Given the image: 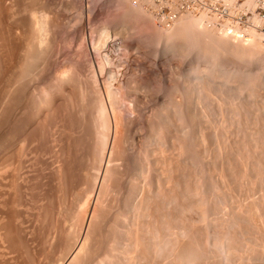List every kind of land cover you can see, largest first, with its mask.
Wrapping results in <instances>:
<instances>
[{"label": "rangeland", "instance_id": "1", "mask_svg": "<svg viewBox=\"0 0 264 264\" xmlns=\"http://www.w3.org/2000/svg\"><path fill=\"white\" fill-rule=\"evenodd\" d=\"M21 1L22 0H20L19 2H17V0H15V2L13 0H9V1L8 0L7 1L1 0L0 1V8L4 7L2 9V11L0 10V24H1L0 25V27H1V29H0V43H1L0 44V59H1L0 60V65H1L0 66V68H1V70H0V74H1V76H0V80H1V82H0V119H1L0 120V143L2 142L0 144V155H1L0 158H2V159H0V228H1L0 229V264H67L68 262L70 264L71 263L73 264L74 261H75L74 264H78V263L79 264H98L97 262H99V261H100L99 264H107V263H109V261L110 262L116 261L118 264H120V263L121 264H124V263L125 264H128V263L129 264H140V261H142L141 264H151V263L152 264H158L159 261H160L159 264H165V263L166 264H168V263L169 264H176V263L178 264V262H176V261L179 258H177L176 255L179 256V254H180L179 257H182L183 255H184L183 257H185L187 254L188 255L190 254L189 253V252H191L190 250H193L196 247L198 248L200 245L203 246V247L201 246L203 251H201L202 250V249H200L201 247H199L198 249L196 248L197 251L195 249V252L193 250V252L195 253V256H197L198 260H199V261L198 260L194 261L193 264L202 263V259L204 260L203 264H205V263L206 264L207 263L212 264L213 262H214L213 264H218V263L223 264L224 262H225V264H236V262H237V264H250L251 262H253L251 264H264V257L262 256V255H264V251H263L264 250V242H263L264 241V209H263L264 203L262 202V200L264 201V179H263L264 178V175H263V173H264V166H263L264 165V160H263L264 159V77H263L264 76V61H262V60H264V18H263V16H264V0H253V1L252 0H204V1H207V7H206L207 10L202 16H199V15L198 16H193V15L186 16L185 15L180 19V20H182V22L179 20L173 28L163 27L157 21V19L154 17V15H152L147 10V7L142 0H121V1L120 0L119 1L118 0H112V1L111 0H45V1L44 0H35V1L23 0L24 2L23 1L21 2ZM26 1L29 4H27ZM51 1H52V3H51ZM35 2L37 3V6H38V3L41 2L40 6L41 7L43 6V7L40 8V6H39V9H38V7L35 6L36 5ZM135 2H137V3H135ZM43 3H45V4H43ZM138 4H139V6H138ZM3 5H6V6H3ZM13 5H15V6H13ZM32 5L34 7H31ZM28 6H29V9L26 10V8H28ZM5 7H7V8L5 9ZM30 8H32V10H30ZM139 10H141V11L139 12ZM5 12L6 13L8 12V13L6 14ZM40 12H41V15H40ZM222 12H226V15L224 17H222ZM2 13H4V14H2ZM18 13L20 14V16ZM43 13H45V14H43ZM48 13H50V14H48ZM23 14L25 16L27 15V17H25ZM30 14H32V16ZM1 16H3V17H1ZM7 16H9V17H7ZM240 16L242 17V19H240ZM14 17L17 19H15ZM18 18H20V19L18 20ZM26 18L29 21H27ZM187 18L193 19L192 21L194 23L191 22L193 24H186V22L188 21ZM32 19H35V20L32 21ZM120 19H122V20L120 21ZM196 19H197V21H196ZM183 20L186 21L185 24H183L184 23ZM200 20H202V21H200ZM12 22H13V24H12ZM195 22H199V23H195ZM5 24H6V26H5ZM16 24L17 25L19 24V25L17 26ZM25 24H27L28 26L27 25L25 26ZM191 25H193L194 28ZM216 25H217V27H216ZM25 27H30V28H25ZM189 27H190V29H189L188 34H187L188 29H186V28H189ZM195 27H197L199 29H197V28L195 29ZM37 28L39 29V31L37 30ZM178 28H180V29H178ZM183 28L186 30H184ZM3 29H4V31H3ZM51 29H52V31H51ZM192 29L195 30L196 32L193 31ZM205 29H207V30H205ZM230 29H233L236 31H233V33L229 34ZM29 30H31V31H29ZM165 30L168 32H164ZM201 30H204V31H201ZM210 30H211V32H210ZM14 31H16V33ZM25 31H28V32H25ZM169 31H171V32H169ZM205 31H207V32H205ZM143 32H144V34H143ZM29 33H31V34H29ZM52 33L54 34L53 36L50 35ZM170 33H172L173 35L172 34L170 35ZM202 33H203V35H202ZM79 34H80V36H78ZM167 34H169V36ZM12 35H13V37H12ZM213 35H216V37ZM225 35L230 36V37H225ZM35 36H37V37H35ZM165 36L169 37V41H171V43H168V41H167L168 37H165ZM171 36H174V37L171 38ZM191 36H193V37L191 38ZM232 36H234V37H232ZM242 36H243V38H242ZM78 37H80V38H78ZM198 37H199L200 41L197 40ZM238 37H240V38H238ZM63 38H65V40ZM25 39H26V41H25ZM68 39H70L71 42L72 41H74V42L71 43ZM206 40H208V41H206ZM230 40H231V42H230ZM8 41H10V42H8ZM166 41H167V43H166ZM180 41H181V43H179ZM216 41H217V43H215ZM172 42L175 44H173ZM187 42H188V45H186ZM246 42H248V43L246 44ZM63 44H64V46L62 47L61 45H63ZM172 44H173V46H172ZM208 44H210V45H208ZM215 44H217L218 47ZM35 45H36V47H35L36 49L34 48ZM49 45H50V48H49ZM66 46H68V47H66ZM168 46H170V47H168ZM247 46H248V48H247ZM26 47H27V49H25ZM187 47L190 49H188ZM200 47H202V48H200ZM261 47H263V48H261ZM44 48H45V50H44ZM210 48H213V49H210ZM249 48H251V49H249ZM33 49H35V50L33 51ZM202 49H204V50H202ZM49 50L51 51V54H50ZM52 50H54V51H52ZM170 50H173L174 52H172ZM220 50L222 51L223 54L221 53ZM230 50H231V52H230ZM5 51H7V52H5ZM8 51H9V53H8ZM213 51H215L216 53ZM59 53H60V55L58 56ZM168 53L171 54L172 56L169 55ZM30 55H31V57H30ZM52 55L55 57L53 58ZM210 55L211 56L213 55L212 58ZM236 55H238V56H236ZM258 55H259V57H258ZM203 56L205 58H203ZM32 57L34 59H32ZM27 58H28L29 62L26 61ZM251 58L252 59L254 58V59L252 60ZM47 59H48V61H47ZM60 59H61V61H60ZM201 59H202V61H201ZM204 59H205V61H204ZM75 60H76V62H74ZM82 60H83V62H82ZM18 61H19V63H18ZM70 61H71V63H70ZM7 62L8 63L10 62V63L7 64ZM32 62H34V63H32ZM39 62H40V64H39ZM53 63H55V64L53 65ZM56 63H58V66L56 65ZM215 64H217V65H215ZM213 65H214V67L216 66L217 69H216V67L214 68ZM80 66H81V68H80ZM36 67H38V68H36ZM70 67H71V69H70ZM33 68H34V70H33ZM24 70H25V72H24ZM32 70H33V72H32ZM80 70H81V72H80ZM259 70H260V72H258ZM66 71H68V72H66ZM35 72H36V74H35ZM32 73H34V75ZM205 73H207V74H205ZM23 74H24V76H23ZM203 74L205 75V77L203 76ZM208 74H209V76H208ZM43 75H45V76H43ZM190 75H193V76H190ZM219 75H221V76H219ZM12 76H13V78L10 79ZM56 76L57 77L59 76V78H57ZM74 76H76V78ZM189 76L191 77V79ZM196 76H198V77H196ZM14 77H18V78H14ZM31 78H32V80H31ZM230 78L232 79V81ZM27 79H29V81ZM141 79L144 81L142 82ZM215 79H216V81H215ZM2 80H4V81H2ZM8 80H9V82H8ZM23 80L26 83H24ZM57 80L59 82H57ZM44 81H46V82H44ZM65 81H66V83H65ZM79 81H80V83H79ZM225 81H227V82H225ZM12 82H13V84H12ZM28 82L30 84L31 83L32 84L30 85ZM68 82H70V83H68ZM76 82L79 83L78 86H77ZM147 82H149V83H147ZM220 82H222V83H220ZM228 82H229V84H228ZM252 82H254V84ZM5 83H6V85L7 84L8 85L6 86ZM200 83H203V84H200ZM223 83H224V85H223ZM20 85H22V88ZM52 85H54V86H52ZM67 85H68V87H67ZM8 86H10V87H8ZM24 86H27V87H24ZM42 86H44L45 88ZM81 86H82V89H81ZM174 86H175V88H174ZM74 87H75V89H74ZM39 88H41L42 91ZM50 88H52V89H50ZM71 88H72V90H71ZM200 88H201V90H200ZM242 88H244V89H242ZM254 88L256 90H254ZM190 89H192V90L190 91ZM202 89H203V91H202ZM221 89H223L224 92ZM29 90H31V91H29ZM34 90L36 91L38 96L34 92ZM159 90H161V91H159ZM165 90H168V92ZM23 91H24V93H23ZM237 92L239 93L240 97L238 96ZM250 92H252L253 94ZM54 93H55V95H54ZM201 93H202V95H201ZM225 93H226V96H225ZM14 95H16V96H14ZM27 95L29 98L27 97ZM58 95H60L61 97H59ZM65 95H66V97H65ZM160 95H161V97H160ZM62 96L64 99L62 98ZM202 96L205 97V98L203 97L204 101H202L203 100ZM235 96L236 97L238 96L237 99L235 98ZM10 97H11V99H10ZM195 97L197 98L196 100H195ZM199 97H200V99H199ZM21 98L22 99L24 98L23 99L24 101ZM8 99L10 100V102ZM32 99L34 100V102ZM36 99H38V100H36ZM52 99H54V100L52 101ZM150 99H152V100H150ZM205 99H206V101H205ZM233 99H235V100H233ZM75 100L77 102L78 101L79 102L77 103ZM4 101H5V103H4ZM40 101H42L45 104L41 105L42 103ZM80 101H82V102H80ZM48 102H50V103H48ZM69 102H70V104H69ZM6 103H7V105H5ZM83 103H84V105H83ZM167 103L170 105H168ZM46 104H47V106H46ZM66 104L67 105L69 104L68 105L69 107ZM76 104H77V106H76ZM15 105H17V107ZM37 105H39V106H37ZM70 105H72V106H70ZM140 105H142V106H140ZM188 105H189V108H188ZM207 105H208V107H207ZM10 106L12 109L10 108ZM60 106H61V108H60ZM6 107L9 108L8 109L9 111L7 110ZM31 107H32V109H31ZM235 107H236V109H235ZM45 108H47V109H45ZM170 108L173 109L172 110L173 112L171 111ZM180 108H181V110H180ZM67 109L69 110V112ZM11 110H12V112H11ZM26 110L28 111L27 114L25 112ZM47 110H49V112ZM175 110H177V111L175 112ZM16 111L18 113L21 111L22 112L18 114ZM121 111H123V112H121ZM189 111H190V114H189ZM80 112L82 114L83 113L84 114L80 115L81 114ZM180 112H182V113H180ZM203 112H205V113H203ZM236 112H238V113L236 114ZM144 114L146 116H144ZM166 114H168L169 117H167ZM193 114L196 116H194ZM232 114H234V115H232ZM2 115H3V117L1 118ZM7 115L10 117L8 118ZM32 115H34V116H32ZM84 115H86V116H84ZM153 115L154 116L156 115L155 118L153 117ZM171 115H173V116H171ZM176 115H178V116H176ZM188 115L190 117H188ZM192 115H193V117H191ZM45 116H46V118H45ZM19 118H20V120L21 119L22 120L20 121ZM146 118H147V120H146ZM156 118H157V120H156ZM27 119H28V121H27ZM45 119H47V120H45ZM152 119H154V121ZM17 120H19V121H17ZM60 120H62V122ZM165 120H167V121L165 122ZM24 121H25V123H24ZM157 121H159V122H157ZM201 121H202V123H201ZM28 122H30V123H28ZM63 122H65V123H63ZM78 122L80 123L79 126H78ZM83 122H85V123H83ZM187 122L189 125L187 124ZM60 123H62V124H60ZM86 123H88V124H86ZM204 123H205V126H203ZM4 124H6V125H4ZM20 124H22V125H20ZM33 124H35V125H33ZM54 124L56 125L57 128H54L55 127ZM68 124H70L69 127H68ZM138 124L140 126H142V125L143 126L140 128V126ZM183 124H185V125H183ZM192 124H193V126H192ZM209 124H211V125H209ZM239 124H241V126ZM150 125H152V126H150ZM155 125H156V127H153ZM18 126H19V128H17ZM232 126H234V127H232ZM178 127H179V129H178ZM231 127L233 128V130L231 129ZM235 127L237 128V130ZM136 128H138V129H136ZM217 128H219V129H217ZM240 128H242V129H240ZM68 129H70V131ZM175 129H177V130H175ZM181 129H183V130L186 129V130L183 131ZM191 129H193V130H191ZM215 129L218 130V132L216 131V133H215ZM32 130H34V132ZM56 130H58L59 132L58 131L55 132ZM228 130L230 131V132H228L229 134L227 133ZM51 131L54 132V133L52 132L53 135L51 134ZM79 131L80 132L82 131V133L80 134ZM130 131H131V133H130ZM165 131H167V132H165ZM177 131L178 132L180 131V132L177 133ZM195 131H197V132L194 133ZM29 132L30 133L33 132L34 134L33 133L30 134ZM74 132H75V134H74ZM123 132H124V134H123ZM237 132H239L240 134ZM253 132H254V134H253ZM4 133L6 134V137H5ZM107 133H108V135H107ZM165 133H166V135H165ZM241 133H242V135H241ZM255 133H257V134H255ZM103 134H105V135H103ZM183 134H184V136H183ZM217 134H219V135H217ZM31 135H33V136H31ZM76 135H78V137ZM189 135H190V138H189ZM85 136H87V137H85ZM137 136L140 139H138ZM180 136H181L182 140H181ZM195 136H196V138H195ZM9 137L11 138L12 141L9 140L10 139ZM19 137H20V139H19ZM203 137H204V140H203ZM192 138L194 140H192ZM31 139H32V141H31ZM80 139H83L84 142H83V140L80 141ZM198 139H199V141H198ZM59 140H61V141H59ZM106 140H107V142L110 140L108 142L109 144L106 142ZM157 140L158 141L161 140V141H159L160 144ZM63 141H65V142H63ZM71 141H73V142L71 143ZM151 141H152V143H151ZM203 141H204V143H203ZM4 142H5V144H4ZM61 142L63 145L61 144ZM67 142H68V145H67ZM149 142L151 143V145ZM163 142H164V144H163ZM219 142L222 145L224 144L223 148L221 147L222 145ZM77 143L79 144V146L76 145ZM205 143H208L209 145L205 144ZM18 144H19V146H18ZM101 144H102V146H101ZM105 144H107V147H105ZM168 144H169V146H168ZM80 145L84 146V147H81ZM149 145L151 147H149ZM158 145H159V147H158ZM187 145H189V147ZM68 146H70V147H68ZM173 146H174V148H173ZM229 146H230V148H229ZM18 147H20L19 148L20 150L18 149ZM51 147H53L54 150ZM191 147L194 149H192ZM7 148H9V149H7ZM61 148H62V152H60ZM101 148H103V150H101ZM231 148H232V151H231ZM257 148H259L260 150ZM24 149H25V151H24ZM80 149H81V151H80ZM135 149L137 151H135ZM151 149H152V151H151ZM219 149H220V152H219ZM27 150L29 152H26ZM141 150H142V152H141ZM155 150H156V152H155ZM168 150H169L168 153H164V151L167 152ZM170 150H171V152H170ZM157 151H158V153H157ZM257 151H262V153L259 152V154H258ZM71 153L73 156L71 155ZM139 153H141V154H139ZM148 153L150 154V156ZM159 153L162 154L164 157L162 155H160ZM173 153H175V154L173 155ZM176 153L178 155L180 153V155L182 154L183 156L182 155L178 156V155H176ZM191 153L194 155H192ZM260 153L263 155H261ZM63 154H65L66 156ZM197 154H198V157L196 156ZM202 154H203L204 158L205 157H207V158L204 159L203 157H201ZM256 154H257V156H256ZM209 155H210V157H209ZM8 156H9V158H8ZM20 156H22V157H20ZM54 156H56V157H54ZM173 156H175V157H173ZM218 156H220V157L218 158ZM89 157H90V159H89ZM131 157H133V158H131ZM211 157H212V159H211ZM4 158L6 159V161L7 160L8 161L6 162ZM24 158H25V160H24ZM28 158H29V160H28ZM172 158H174V159H172ZM191 158H192L193 162L191 161ZM255 158H257V159H255ZM52 159H54V160L51 161ZM70 159H72V160H70ZM144 159H145V161H144ZM199 159H201L202 161ZM214 159H216V160H214ZM217 159H218V161H217ZM2 160H4V161H2ZM65 160L66 161L68 160L67 163H69V165L65 162ZM69 160L71 162L72 161L73 162L71 163ZM222 161H224V162H222ZM3 162H4V164H3ZM98 162H100V163H98ZM101 162H103V163H101ZM135 162H136V164H135ZM195 162H196V164H195ZM199 162L202 164H200ZM259 162H260V164H259ZM24 163L26 166L24 165ZM28 163H32V164H28ZM96 163H97V165L98 164L103 165L101 168V170L103 169L102 171L99 168L98 169L96 168L97 167V166H95ZM219 163H220V166H219ZM261 163H262V165H261ZM18 164H20V165H18ZM60 164L63 166H61ZM80 164H82V165H80ZM142 164H146V165L144 166ZM168 164H170V166ZM174 164H176V165H174ZM198 164H200V165H198ZM3 165H4V167H3ZM7 165H9L10 167H8ZM65 165H67V166H65ZM154 165H156V166H154ZM160 165L162 167L164 165L165 166L162 169V167ZM224 165H225V167H224ZM249 165H250V168H249ZM57 166H58V168H57ZM94 166H95V168L93 169ZM166 166H168V167H166ZM176 166H177V168H176ZM200 166H201V168H198ZM202 166H203V169H202ZM61 167H63V169H61ZM67 167H69V169ZM98 167H101V166H98ZM133 167H136V168H133ZM204 167L206 168V170L204 169ZM255 167H257V169H255ZM51 168H52V170H51ZM83 168H84L85 172H83ZM87 168H88V170H87ZM159 168L163 172H161ZM168 168L171 169L170 170L171 172L169 171ZM208 168L210 171L208 170ZM66 169L69 171H67ZM72 169H73V171H72ZM131 169H132V171H131ZM138 169L139 170L141 169V170L138 172ZM176 169L179 171H176ZM60 170H61V172H60ZM95 170L96 171L99 170L101 172V173L99 172L100 174L97 172L99 174V176H98V174H97V176L96 175L94 176V178L96 177L95 180L97 179V177H99L98 180H96L97 185H95L96 183L94 182L93 176H92V173L96 174L94 172ZM107 170H109V171L107 172ZM149 170H151L152 172ZM4 171L7 173H5ZM80 171H81V173H80ZM136 171H137V173H136ZM56 172H57V174H56ZM69 172H71V173L69 174ZM132 172L134 173V175ZM146 172H147V174H146ZM157 172H158V174H156ZM176 172H178V173L176 174ZM259 172L260 173L262 172V173L260 174ZM67 173L69 175H71L72 177L71 178L68 177L69 175ZM149 173H150V175H149ZM206 173H207V175H206ZM65 174H67V176ZM153 174H155V175H153ZM55 175L57 178L55 177ZM143 175L147 176V177H145L146 179L144 178ZM166 175H167V177H166ZM87 176H88V179H86ZM200 176L201 177L204 176V177L201 178ZM156 177H158V178H156ZM160 177H161V180H160ZM175 177H177V178H175ZM192 177L194 178V181H192L193 180ZM196 177H198V178H196ZM71 179L72 180L74 179V181H71ZM147 179H148V181H147ZM262 179H263V181H262ZM132 180L134 182H132ZM149 180H150V182H149ZM162 180H163V182H162ZM260 180H261V182H260ZM120 181H122V182H120ZM165 181H166V183H165ZM81 182H83V183H81ZM171 182L173 183V185ZM214 182H215V184H213ZM133 183H134V185H133ZM195 183H198V184H195ZM202 183H203V185H201ZM73 184H74V188H73ZM76 184H78V185H76ZM139 184L142 187L138 186ZM206 184H207V187L205 186ZM188 185H190V186H188ZM196 185L198 187H196ZM96 186H98V187L96 188ZM216 186H217V189H216ZM93 187L95 188L96 191L93 190ZM154 187H155V189H154ZM78 188H79V190H78ZM81 188H83V189H81ZM133 188H136V190ZM71 189H73V190H71ZM189 189H190V191H189ZM215 189H216V191L217 190L218 191L216 192ZM68 190H70V191H68ZM86 190L89 192H87ZM155 190H157V191H155ZM160 190H162V191H160ZM92 191H93V193H92L93 195L90 194ZM133 191H135V192L133 193ZM146 191L147 192L149 191L148 193L150 194V196ZM152 191H153V194L151 193ZM203 191L206 193H202ZM94 192H96V193H94ZM199 192H200V195H199ZM220 192H221V194H220ZM124 193H125V195H124ZM138 194H140L139 197H137ZM141 194H143L144 198ZM182 194H184V195H182ZM191 194L196 195V196L193 195V197H192L193 199H194V197H196L194 200L191 199V197H190V196H192ZM222 194H224V195H222ZM132 195H134V200L132 198L133 197ZM154 195L157 197L155 198ZM81 196H83V197H81ZM140 196H142V197H140ZM164 196H165V198H164ZM167 196H169V197H167ZM205 196L206 197L208 196V197L206 198ZM222 196L224 198H222ZM68 197H70V198H68ZM172 197H174V198L172 199ZM200 197L201 198L203 197V198L201 199ZM151 198H153V199H151ZM142 199H144V200H142ZM150 199H151V201H150ZM166 199H168V200H166ZM196 199L199 200L200 202L197 201ZM131 200H133V201H131ZM161 200H162V202H161ZM171 200H173V201H171ZM175 200H177V201H175ZM187 200H189V202L191 204L194 203L193 205L195 207L199 204L198 208L197 207L195 208L194 206H192ZM211 200L214 203L211 202L212 203L211 204L209 202ZM228 200H229V202H227ZM144 201L145 202L147 201L146 203L148 204V206H146L147 204H145ZM123 202H125V203H123ZM140 202H141L142 206H141ZM150 202H152V203H150ZM173 202H175L174 203L175 205L173 204ZM201 202H203L202 206H201V204H202ZM205 202H207V203H205ZM224 202H225V204H224ZM130 203H131V205H130ZM162 203H164V204H162ZM217 204H218V206L216 207L215 205H217ZM68 205H69V207H68ZM79 205H80V208H79ZM110 205H111V207H110ZM132 205H133V207H132ZM139 205H140V207H138ZM154 205L157 207H155ZM208 205H209V207H208ZM228 205H230L231 208ZM82 206H84V207H82ZM161 206H163V207H161ZM168 206H170V207L168 208ZM180 206H182V207L180 208ZM186 206H187V208H185ZM203 206H204V208H203ZM205 206L208 207L207 210H205L206 209ZM226 206H228V207H226ZM242 206L244 207V209ZM246 206H248V207H246ZM220 207L222 208V210H220L221 209ZM253 207H254V209H253ZM58 208L60 210L62 209L61 210L62 212ZM137 208H138V210H137ZM178 208H179V210H178ZM209 208L211 210H209ZM251 208H252V210H251ZM260 208H261V210H260ZM56 209H58V210H56ZM126 209H128V212ZM174 209H176V210H174ZM199 209H201V211H199ZM115 210H120V211H115ZM167 210H170V212ZM185 210L188 212H186ZM203 210H205V213L208 214V215L206 214L208 218L206 217ZM235 210H237V211H235ZM68 211H69V213H68ZM129 211H130V213H129ZM139 211L141 212V214ZM242 211L243 212L245 211V212L243 213ZM94 212H95V214H94ZM119 212H121V213H119ZM144 212H145V214H144ZM256 212H257V214H256ZM260 212H262V214ZM170 213H172V215ZM200 213L202 215H199ZM236 213H238V214H236ZM246 213H247V215H246ZM248 213H250V214L248 215ZM244 214L247 217L244 216ZM64 215H66V217ZM161 215H163V216H161ZM182 215H184V216H182ZM191 215L193 216V219H192ZM210 215H211V218H210ZM242 215H243V217H242ZM259 215H260V217H259ZM53 216H54V218H53ZM139 216L142 220L139 218ZM230 216L232 218H230ZM236 216H238V217H236ZM220 217H221V219H220ZM235 217H236L237 221H236ZM116 218H117V220H116ZM147 218H148V220H147ZM181 218H182V220L180 221ZM197 218H199V219H197ZM249 218H251V220ZM69 219H70V221H68ZM164 219H165V221H164ZM210 219H212V220H210ZM232 219L234 220V222H232L233 221ZM168 220H169V222H167ZM187 220H189L190 222ZM201 220H202V222H204L203 224L201 223ZM257 220H258V222H257ZM59 221L61 222V224ZM131 221L135 222V224L132 223ZM141 221H143L144 223ZM178 221H179V223H178ZM226 221H228V222H226ZM246 221L250 225L247 224ZM62 222L64 223V225ZM146 222H147V224H146ZM165 222H166V224H165ZM181 222H183V223H181ZM209 222H211V223H209ZM213 222H215V223H213ZM237 222L241 223L242 227H240L241 224L239 225ZM76 223L78 224V226ZM139 223H141V224H139ZM167 223H169V224H167ZM198 223H199V225H198ZM227 223H230L231 228L236 227L237 229L234 228L231 231V228L229 227V224H227ZM10 224H11V226H10ZM160 224L163 226H160ZM178 224H179V227L184 224V227L182 226L179 228L178 226H176ZM187 224H190V225H187ZM4 225H6V226H4ZM118 225H120L121 227ZM132 225H134V226H132ZM137 225H138V227H137ZM140 225H142V227ZM156 225H158L160 229ZM166 225L170 228H168ZM185 225L187 226V228L185 227ZM63 226H65V227L63 228ZM151 226H152V228H151ZM173 226H175V227H173ZM190 226H192V228ZM197 226L198 227L200 226V228H198ZM248 226H250V228ZM70 227H71V229H70ZM155 227H156V230H155ZM203 227H205V228H203ZM162 228H164V230ZM193 228H195V229H193ZM148 229H150V231ZM157 229L161 232V233L159 232L160 234H158V232H156V231H158ZM176 230H177V232H176ZM190 230L192 231L191 233H190ZM220 230H222V231H220ZM244 230H245V232H244ZM247 230L248 231L250 230V231L248 232ZM144 231H145V233H144ZM146 231H147V233H146ZM153 231L155 232V236H154ZM201 231H202V233H201ZM233 231H235L236 234H234ZM241 231L243 234H241ZM137 232H138V234H137ZM183 232H185V233L183 235H180V233H183ZM82 233H83V235H82ZM115 233H117V234H115ZM177 233H178L179 237L176 236ZM188 233L190 235H188ZM193 233H196V234H193ZM203 233L204 234L207 233V234L204 235ZM217 233H218V235H217ZM253 233H254V235L256 234L258 237L256 235L254 237ZM141 234H142V236H141ZM185 234H186V236H185ZM201 234L204 236H202ZM228 234H230L232 237L229 236ZM245 234H248V235L246 236ZM5 235H7V237ZM52 235L54 238L52 237ZM115 235H117V236H115ZM152 235H153V237H152ZM156 235H160L159 238L156 237ZM170 235L172 237L170 240H172L173 242H171L169 240ZM196 235H198V236H196ZM70 236H72V237H70ZM192 236H193V238H191ZM218 236H220L219 237L220 240L222 239L221 241L220 240L216 241L213 239V237L215 239H218ZM234 236H236L237 239H235ZM237 236H239V237H237ZM198 237H199V239H197ZM249 237L252 240H249ZM69 238H70V240H69ZM124 238H125V240H124ZM153 238H155V239H153ZM253 238H255L256 240ZM84 239H85V241H84ZM156 239H157V241H156ZM166 239H168L170 241V243L167 246H169L171 244L170 246L172 248L169 247L170 250L168 248H166V251H163L165 253L162 252L160 255L157 254L156 252H154L156 250V244L158 242L162 243ZM178 239H179V241H178ZM190 239H191V241H189ZM204 239H205L206 243H208V244L205 243ZM208 239H209V241H212L213 243L209 242ZM224 239L227 242L228 241L230 242V240H232L231 241L232 243L228 242L230 244V245H228V243H225L226 241ZM240 239L243 242H240L241 241ZM195 240L197 242V243L195 242L197 246H195V243H194ZM244 240H246V243L244 242ZM261 240H262V242H261ZM110 241H112V242H110ZM113 241L116 245L113 243ZM151 241H152V243H151ZM85 242L88 243V245ZM165 242H168V241H165ZM179 242H180V245H177V243H179ZM217 242L218 243L220 242L221 245L224 242L222 246L224 247L225 244L228 246V248H225V247L224 248L226 250H228V249L231 250V256L229 255V253H230L229 250H228V254H227V251L225 249H224L225 252H223V250L221 249L223 247H221L220 244H219V246L221 248L218 245L215 246L216 244H218ZM132 243H135L136 245L132 244ZM172 243H174V244L172 245ZM188 243H192L193 246H190L191 244H188ZM198 243H199V245H198ZM82 244H84V245L82 246ZM147 244L149 246H147ZM181 244H183V245H181ZM245 244H247L248 246L247 245L244 246ZM75 245H77V246H75ZM128 245H130L131 247ZM209 245H210V251L208 249ZM251 245H254V246L251 247ZM259 245L262 246L263 248L260 247ZM81 246H82V248H81ZM175 246H177V247L175 248ZM181 246H185V247H181ZM233 246L235 247V250H233L234 249ZM242 246H243V248H242ZM247 247L251 248V249L248 248L249 252L250 253L252 252L251 254L248 252ZM123 248H125V249H123ZM127 248L130 250H127ZM173 248L175 251L173 250ZM182 248H184L185 250L182 251ZM204 248H205V250H204ZM212 248H213V250H211ZM217 248L219 250L221 249L220 250L221 252L219 254H218L219 250L216 251ZM236 248H237V250H236ZM243 249H245V250H243ZM252 249H254V250H252ZM255 249H257V250H255ZM125 250H127V251H125ZM78 251H80V254ZM82 251H86V252H82ZM200 251L202 252V254ZM206 251H208V252H206ZM214 251H216L215 254H214ZM234 251H236L237 253ZM128 252H129V254H128ZM183 252H185V254H183ZM119 253H120V255H119ZM166 253H170V254L168 255ZM173 253H176V254H173ZM221 253L222 254L225 253L226 255H228V257H224L225 256L224 254H223L224 256L222 257ZM246 253L247 254L249 253V254L247 255ZM68 254H70V255H68ZM131 254H133V255H131ZM171 254H172V256H171ZM206 254H209L210 257ZM210 254L213 256H211ZM236 254L238 257L237 256L233 257ZM74 255H75L74 259L71 260ZM162 255H164V257ZM200 255H202V256L200 257ZM121 256H122V258H121ZM146 256H147V258H146ZM204 256H205V258H204ZM214 256L217 257L218 263L216 262V258H214ZM140 257H141V259H140ZM171 257H173L172 258L173 260H171ZM197 257H196V259H197ZM127 258H129V259H127ZM131 258H134L136 262L139 261L138 260V258H139L140 261L138 263H136L134 261V259L131 260ZM165 258H167V259H165ZM236 258H238V259H236ZM246 258L247 259L249 258V259L246 260ZM116 259H118V261ZM155 259H157V260H155ZM158 259H159V261H158ZM169 259H170V261H169ZM233 259H235V261ZM66 260H68V262L63 263V261H66ZM103 260L105 262H103ZM125 260H128V261L125 262ZM131 261H132V263H131ZM163 261L165 263H163ZM240 261L243 263H240ZM133 262H135V263H133ZM198 262H200V263H198Z\"/></svg>", "mask_w": 264, "mask_h": 264}, {"label": "bare ground", "instance_id": "2", "mask_svg": "<svg viewBox=\"0 0 264 264\" xmlns=\"http://www.w3.org/2000/svg\"><path fill=\"white\" fill-rule=\"evenodd\" d=\"M0 1H1V0H0ZM6 1H7V0H6ZM8 1H9V0H8ZM13 1L15 2V0H13ZM19 1H20V0H19ZM19 1L17 0V2H19ZM22 1H23V0H22ZM22 1H21V2H22ZM28 1H29V0H28ZM33 1H35V0H33ZM44 1H45V0H44ZM111 1H112V0H111ZM118 1H119V0H118ZM120 1H121V0H120ZM252 1H253V0H252ZM10 2H11V1H10ZM23 2H24V1H23ZM26 2H27V1H26ZM46 2H47V1H46ZM246 2H247V1H246ZM7 3H8V2H7ZM11 3H12V2H11ZM35 3H36V2H35ZM40 3H41V2H40ZM40 3H38V6H37V3H36V5H35V6L38 7V9H39ZM51 3H52V1H51ZM108 3H109V2H108ZM127 3H128V2H127ZM127 3H126V4H127ZM135 3H137V2H135ZM233 3H234V2H233ZM15 4H16V3H15ZM17 4H18V3H17ZM27 4H29V3L27 2ZM32 4H33V3H32ZM43 4H45V3H43ZM115 4H116V3H115ZM118 4H119V3H118ZM121 4H122V3H121ZM6 5H7V4H6ZM6 5H3V6H6ZM22 5H23V4H22ZM22 5H21V6H22ZM25 5H26V4H25ZM41 5H42V4H41ZM13 6H15V5H13ZM17 6H18V5H17ZM17 6H16V7H17ZM29 6H30V5H29ZM29 6H28V8H26V10L29 9ZM110 6H111V5H110ZM138 6H139V4H138ZM7 7H8V6H7ZM7 7H5V9H6ZM11 7H12V6H11ZM31 7H34V6L32 5ZM42 7H43V6H42ZM42 7L40 6V8H42ZM51 7H52V6H51ZM67 7H68V6H67ZM142 7H143V6H142ZM251 7H252V6H251ZM257 7H258V6H257ZM3 8H4V7L0 8V10L2 11ZM18 8H19V7H18ZM35 8H36V7H35ZM35 8H34V9H35ZM47 8H48V7H47ZM126 8H127V7H126ZM133 8H134V7H133ZM140 8H141V7H140ZM143 8H144V7H143ZM254 8H255V7H254ZM5 9H4V10H5ZM21 9H22V8H21ZM50 9H51V8H50ZM23 10H24V9H23ZM30 10H32V8H30ZM30 10H29V11H30ZM42 10H43V9H42ZM122 10H123V9H122ZM8 11H9V10H8ZM10 11H11V10H10ZM46 11H47V10H46ZM134 11H135V10H134ZM140 11H141V10H139V12H140ZM11 12H12V11H11ZM18 12H19V11H18ZM27 12H28V11H27ZM27 12H26V13H27ZM32 12H33V11H32ZM49 12H50V11H49ZM55 12H56V11H55ZM139 12H138V13H139ZM5 13H6V12H5ZM7 13H8V12H7ZM7 13H6V14H7ZM15 13H16V12H15ZM22 13H23V12H22ZM33 13H34V12H33ZM38 13H39V12H38ZM124 13H125V12H124ZM135 13H136V12H135ZM2 14H4V13H2ZM2 14H1V15H2ZM18 14H19V13H18ZM43 14H45V13H43ZM48 14H50V13H48ZM48 14H47V15H48ZM125 14H126V13H125ZM12 15H13V14H12ZM23 15H24V14H23ZM30 15L32 16V14H30ZM38 15H39V14H38ZM40 15H41V12H40ZM122 15H123V14H122ZM133 15H134V14H133ZM19 16H20V14H19ZM24 16H25V15H24ZM28 16H29V15H28ZM138 16H139V15H138ZM186 16H188V15H186ZM205 16H206V15H205ZM1 17H3V16H1ZM7 17H9V16H7ZM16 17H17V16H16ZM25 17H27V15H26ZM34 17H35V16H34ZM50 17H51V16H50ZM123 17H124V16H123ZM127 17H128V16H127ZM139 17H140V16H139ZM14 18H15V17H14ZM32 18H33V17H32ZM45 18H46V17H45ZM77 18H78V17H77ZM134 18H135V17H134ZM2 19H3V18H2ZM2 19H1V20H2ZM11 19H12V18H11ZM15 19H17V18H15ZM19 19H20V18H18V20H19ZM21 19H22V18H21ZM30 19H31V18H30ZM41 19H42V18H41ZM43 19H44V18H43ZM78 19H79V18H78ZM183 19H184V18H183ZM187 19H188L187 22L183 20V21H184L183 24H185V22H186V24H193V23H194V22L192 21L193 19H190V18H187ZM215 19H216V18H215ZM252 19H253V18H252ZM254 19H255V18H254ZM256 19H257V18H256ZM6 20H7V19H6ZM13 20H14V19H13ZM26 20H27V18H26ZM33 20H35V19H32V21H33ZM44 20H45V19H44ZM44 20H43V21H44ZM67 20H68V19H67ZM121 20H122V19H120V21H121ZM127 20H128V19H127ZM127 20H126V21H127ZM216 20H217V19H216ZM2 21H3V20H2ZM24 21H25V20H24ZM27 21H29V20H27ZM46 21H47V20H46ZM48 21H49V20H48ZM51 21H52V20H51ZM72 21H73V20H72ZM180 21L182 22V20H180ZM196 21H197V19H196ZM200 21H202V20H200ZM3 22H4V21H3ZM3 22H2V23H3ZM13 22H14V21H13ZM13 22H12V24H13ZM21 22H22V21H21ZM55 22H56V21H55ZM67 22H68V21H67ZM76 22H77V21H76ZM123 22H124V21H123ZM191 22H193V23H191ZM210 22H211V21H210ZM216 22H217V21H216ZM255 22H256V21H255ZM9 23H10V22H9ZM14 23H15V22H14ZM27 23H28V22H27ZM36 23H37V22H36ZM58 23H59V22H58ZM65 23H66V22H65ZM73 23H74V22H73ZM195 23H199V22H195ZM21 24H22V23H21ZM49 24H50V23H49ZM176 24H177V23H176ZM0 25H1V24H0ZM16 25H17V24H16ZM18 25H19V24H18ZM18 25H17V26H18ZM23 25H24V24H23ZM26 25H27V24H25V26H26ZM31 25H32V24H31ZM31 25H30V26H31ZM36 25H37V24H36ZM51 25H52V24H51ZM196 25H197V24H196ZM196 25H195V26H196ZM227 25H228V24H227ZM5 26H6V24H5ZM27 26H28V25H27ZM49 26H50V25H49ZM55 26H56V25H55ZM60 26H61V25H60ZM62 26H63V25H62ZM71 26H72V25H71ZM191 26H193V25H191ZM197 26H198V25H197ZM2 27H3V26H2ZM43 27H44V26H43ZM43 27H42V28H43ZM198 27H199V26H198ZM213 27H214V26H213ZM216 27H217V25H216ZM226 27H227V26H226ZM4 28H5V27H4ZM23 28H24V27H23ZM25 28H30V27H25ZM66 28H67V27H66ZM193 28H194V26H193ZM196 28H197V27H195V29H196ZM220 28H221V27H220ZM228 28H229V27H228ZM230 28H231V27H230ZM0 29H1V27H0ZM6 29H7V28H6ZM8 29H9V28H8ZM44 29H45V28H44ZM52 29H53V28H52ZM52 29H51V31H52ZM63 29H64V28H63ZM69 29H70V28H69ZM69 29H68V30H69ZM163 29H164V28H163ZM163 29H162V30H163ZM178 29H180V28H178ZM183 29H184V28H183ZM186 29H188V30H187V34H188V31H189L190 27H189V28H186ZM186 29H184V30H186ZM197 29H199V28H197ZM238 29H239V28H238ZM37 30L39 31L38 28H37ZM37 30H36V31H37ZM42 30H43V29H42ZM58 30H59V29H58ZM58 30H57V31H58ZM137 30H138V29H137ZM192 30H193V29H192ZM192 30H191V31H192ZM205 30H207V29H205ZM212 30H213V29H212ZM218 30H219V29H218ZM218 30H217V31H218ZM1 31H2V30H1ZM3 31H4V29H3ZM17 31H18V30H17ZM29 31H31V30H29ZM43 31H44V30H43ZM49 31H50V30H49ZM57 31H56V32H57ZM191 31H190V32H191ZM193 31H195V30H193ZM201 31H204V30H201ZM201 31H200V32H201ZM208 31H209V30H208ZM222 31H223V30H222ZM234 31H236V30H234ZM237 31H238V30H237ZM241 31H242V30H241ZM14 32L16 33V31H14ZM14 32H13V33H14ZM25 32H28V31H25ZM56 32H55V33H56ZM164 32H168V31L165 30ZM169 32H171V31H169ZM195 32H196V31H195ZM197 32H198V31H197ZM205 32H207V31H205ZM210 32H211V30H210ZM3 33H4V32H3ZM5 33H6V32H5ZM7 33H8V32H7ZM21 33H22V32H21ZM46 33H47V32H46ZM66 33H67V32H66ZM147 33H148V32H147ZM162 33H163V32H162ZM203 33H204V32H203ZM203 33H202V35H203ZM208 33H209V32H208ZM216 33H217V32H216ZM227 33H228V32H227ZM236 33H237V32H236ZM8 34H9V33H8ZM29 34H31V33H29ZM44 34H45V33H44ZM47 34H48V33H47ZM56 34H57V33H56ZM143 34H144V32H143ZM164 34H165V33H164ZM171 34H172V33H170V35H171ZM175 34H176V33H175ZM225 34H226V33H225ZM245 34H246V33H245ZM50 35L53 36L54 34L52 33V34H50ZM58 35H59V34H58ZM64 35H65V34H64ZM67 35H68V34H67ZM165 35H166V34H165ZM167 35L169 36V34H167ZM172 35H173V34H172ZM189 35H190V34H189ZM189 35H188V36H189ZM209 35H210V34H209ZM209 35H208V36H209ZM6 36H7V35H6ZM8 36H9V35H8ZM16 36H17V35H16ZM38 36H39V35H38ZM40 36H41V35H40ZM44 36H45V35H44ZM62 36H63V35H62ZM69 36H70V35H69ZM78 36H80V34H79ZM168 36H165V37H168ZM174 36H175V35H174ZM174 36H171V38H173ZM213 36L216 37V35H213ZM236 36H237V35H236ZM4 37H5V36H4ZM12 37H13V35H12ZM35 37H37V36H35ZM48 37H49V36H48ZM59 37H60V36H59ZM180 37H181V36H180ZM192 37H193V36H191V38H192ZM204 37H205V36H204ZM209 37H210V36H209ZM223 37H224V36H223ZM223 37H222V38H223ZM225 37H230V36L225 35ZM232 37H234V36H232ZM1 38H2V37H1ZM21 38H22V37H21ZM38 38H39V37H38ZM65 38H66V37H65ZM65 38H63V39L65 40ZM78 38H80V37H78ZM210 38H211V37H210ZM212 38H213V37H212ZM217 38H218V37H217ZM238 38H240V37H238ZM242 38H243V36H242ZM7 39H8V38H7ZM22 39H23V38H22ZM29 39H30V38H29ZM81 39H82V38H81ZM176 39H177V38H176ZM189 39H190V38H189ZM205 39H206V38H205ZM215 39H216V38H215ZM227 39H228V38H227ZM233 39H234V38H233ZM261 39H262V38H261ZM23 40H24V39H23ZM52 40H53V39H52ZM55 40H56V39H55ZM68 40L70 41V39H68ZM145 40H146V39H145ZM165 40H166V39H165ZM165 40H164V41H165ZM171 40H172V39H171ZM174 40H175V39H174ZM195 40H196V39H195ZM197 40L200 41L199 37H198ZM211 40H212V39H211ZM14 41H15V40H14ZM25 41H26V39H25ZM25 41H24V42H25ZM38 41H39V40H38ZM38 41H37V42H38ZM40 41H41V40H40ZM45 41H46V40H45ZM48 41H49V40H48ZM57 41H58V40H57ZM60 41H61V40H60ZM167 41H168V43H171V41H169V37H168ZM167 41H166V43H167ZM182 41H183V40H182ZM186 41H187V40H186ZM186 41H185V42H186ZM206 41H208V40H206ZM206 41H205V42H206ZM238 41H239V40H238ZM251 41H252V40H251ZM253 41H254V40H253ZM3 42H4V41H3ZM8 42H10V41H8ZM8 42H7V43H8ZM34 42H35V41H34ZM51 42H52V41H51ZM70 42H71V41H70ZM72 42H74V41H72ZM72 42H71V43H72ZM77 42H78V41H77ZM146 42H147V41H146ZM177 42H178V41H177ZM191 42H192V41H191ZM209 42H210V41H209ZM230 42H231V40H230ZM236 42H237V41H236ZM248 42H249V41H248ZM248 42H246V44H247ZM17 43H18V42H17ZM21 43H22V42H21ZM25 43H26V42H25ZM32 43H33V42H32ZM35 43H36V42H35ZM47 43H48V42H47ZM62 43H63V42H62ZM62 43H61V44H62ZM85 43H86V42H85ZM143 43H144V42H143ZM172 43H173V42H172ZM179 43H181V41H180ZM198 43H199V42H198ZM198 43H197V44H198ZM203 43H204V42H203ZM211 43H212V42H211ZM213 43H214V42H213ZM215 43H217V41H216ZM220 43H221V42H220ZM241 43H242V42H241ZM0 44H1V43H0ZM5 44H6V43H5ZM9 44H10V43H9ZM19 44H20V43H19ZM27 44H28V43H27ZM37 44H38V43H37ZM43 44H44V43H43ZM52 44H53V43H52ZM65 44H66V43H65ZM173 44H175V43H173ZM173 44H172V46H173ZM192 44H193V43H192ZM201 44H202V43H201ZM221 44H222V43H221ZM260 44H261V43H260ZM3 45H4V44H3ZM15 45H16V44H15ZM17 45H18V44H17ZM21 45H22V44H21ZM33 45H34V44H33ZM44 45H45V44H44ZM58 45H59V44H58ZM186 45H188V42H187ZM206 45H207V44H206ZM208 45H210V44H208ZM211 45H212V44H211ZM213 45H214V44H213ZM215 45H217V44H215ZM222 45H223V44H222ZM222 45H221V46H222ZM249 45H250V44H249ZM253 45H254V44H253ZM9 46H10V45H9ZM9 46H8V47H9ZM12 46H13V45H12ZM39 46H40V45H39ZM61 46L63 47L64 44L61 45ZM68 46H69V45H68ZM68 46H66V47H68ZM80 46H81V45H80ZM92 46H93V45H92ZM183 46H184V45H183ZM251 46H252V45H251ZM8 47H7V48H8ZM14 47H15V46H14ZM21 47H22V46H21ZM35 47H36V45L34 46V48H35ZM96 47H97V46H96ZM122 47H123V46H122ZM143 47H144V46H143ZM168 47H170V46H168ZM190 47H191V46H190ZM195 47H196V46H195ZM198 47H199V46H198ZM203 47H204V46H203ZM214 47H215V46H214ZM217 47H218V45H217ZM49 48H50V45H49ZM51 48H52V47H51ZM55 48H56V47H55ZM166 48H167V47H166ZM183 48H184V47H183ZM187 48H188V47H187ZM200 48H202V47H200ZM206 48H207V47H206ZM223 48H224V47H223ZM226 48H227V47H226ZM247 48H248V46H247ZM251 48H252V47H251ZM251 48H249V49H251ZM253 48H254V47H253ZM255 48H256V47H255ZM261 48H263V47H261ZM19 49H20V48H19ZM25 49H27V47H26ZM35 49H36V48H35ZM35 49H33V51H34ZM37 49H38V48H37ZM39 49H40V48H39ZM167 49H168V48H167ZM170 49H171V48H170ZM188 49H190V48H188ZM188 49H187V50H188ZM210 49H213V48H210ZM218 49H219V48H218ZM229 49H230V48H229ZM5 50H6V49H5ZM44 50H45V48H44ZM185 50H186V49H185ZM191 50H192V49H191ZM191 50H190V51H191ZM200 50H201V49H200ZM202 50H204V49H202ZM207 50H208V49H207ZM261 50H262V49H261ZM9 51H10V50H9ZM9 51H8V53H9ZM21 51H22V50H21ZM28 51H29V50H28ZM30 51H31V50H30ZM33 51H32V52H33ZM38 51H39V50H38ZM38 51H37V52H38ZM41 51H42V50H41ZM49 51H50V50H49ZM52 51H54V50H52ZM56 51H57V50H56ZM56 51H55V52H56ZM61 51H62V50H61ZM64 51H65V50H64ZM66 51H67V50H66ZM116 51H117V50H116ZM166 51H167V50H166ZM170 51L174 52L173 50H170ZM192 51H193V50H192ZM209 51H210V50H209ZM220 51H221V50H220ZM225 51H226V50H225ZM243 51H244V50H243ZM3 52H4V51H3ZM3 52H2V53H3ZM5 52H7V51H5ZM39 52H40V51H39ZM59 52H60V51H59ZM198 52H199V51H198ZM202 52H203V51H202ZM213 52H215V51H213ZM223 52H224V51H223ZM230 52H231V50H230ZM234 52H235V51H234ZM260 52H261V51H260ZM25 53H26V52H25ZM52 53H53V52H52ZM57 53H58V52H57ZM57 53H56V54H57ZM82 53H83V52H82ZM182 53H183V52H182ZM193 53H194V52H193ZM200 53H201V52H200ZM215 53H216V52H215ZM215 53H214V54H215ZM221 53H222V51H221ZM14 54H15V53H14ZM50 54H51V51H50ZM50 54H49V55H50ZM53 54H54V53H53ZM62 54H63V53H62ZM115 54H116V53H115ZM119 54H120V53H119ZM168 54H169V53H168ZM194 54H195V53H194ZM222 54H223V53H222ZM5 55H6V54H5ZM17 55H18V54H17ZM20 55H21V54H20ZM33 55H34V54H33ZM47 55H48V54H47ZM59 55H60V53L58 54V56H59ZM83 55H84V54H83ZM169 55H171V54H169ZM169 55H168V56H169ZM177 55H178V54H177ZM217 55H218V54H217ZM252 55H253V54H252ZM259 55H260V54H259ZM259 55H258V57H259ZM12 56H13V55H12ZM44 56H45V55H44ZM52 56H53V55H52ZM128 56H129V55H128ZM171 56H172V55H171ZM198 56H199V55H198ZM201 56H202V55H201ZM201 56H200V57H201ZM207 56H208V55H207ZM210 56H211V55H210ZM212 56H213V55H212ZM212 56H211V58H212ZM231 56H232V55H231ZM236 56H238V55H236ZM261 56H262V55H261ZM3 57H4V56H3ZM13 57H14V56H13ZM30 57H31V55H30ZM35 57H36V56H35ZM38 57H39V56H38ZM41 57H42V56H41ZM45 57H46V56H45ZM54 57H55V56H53V58H54ZM60 57H61V56H60ZM60 57H59V58H60ZM84 57H85V56H84ZM214 57H215V56H214ZM258 57H257V58H258ZM8 58H9V57H8ZM42 58H43V57H42ZM57 58H58V57H57ZM61 58H62V57H61ZM80 58H81V57H80ZM103 58H104V57H103ZM203 58H205V57L203 56ZM217 58H218V57H217ZM217 58H216V59H217ZM20 59H21V58H20ZM32 59H34V58L32 57ZM100 59H101V58H100ZM121 59H122V58H121ZM129 59H130V58H129ZM214 59H215V58H214ZM219 59H220V58H219ZM223 59H224V58H223ZM251 59H252V58H251ZM253 59H254V58H253ZM253 59H252V60H253ZM0 60H1V59H0ZM44 60H45V59H44ZM64 60H65V59H64ZM72 60H73V59H72ZM170 60H171V59H170ZM173 60H174V59H173ZM211 60H212V59H211ZM7 61H8V60H7ZM9 61H10V60H9ZM23 61H24V60H23ZM26 61L29 62V61H28V58L26 59ZM32 61H33V60H32ZM39 61H40V60H39ZM47 61H48V59H47ZM53 61H54V60H53ZM60 61H61V59H60ZM62 61H63V60H62ZM201 61H202V59H201ZM204 61H205V59H204ZM215 61H216V60H215ZM262 61H264V60H262ZM5 62H6V61H5ZM35 62H36V61H35ZM74 62H76V60H75ZM82 62H83V60H82ZM221 62H222V61H221ZM9 63H10V62H9ZM9 63L7 62V64H9ZM18 63H19V61H18ZM32 63H34V62H32ZM36 63H37V62H36ZM50 63H51V62H50ZM61 63H62V62H61ZM70 63H71V61H70ZM77 63H78V62H77ZM212 63H213V62H212ZM214 63H215V62H214ZM222 63H223V62H222ZM2 64H3V63H2ZM23 64H24V63H23ZM39 64H40V62H39ZM41 64H42V63H41ZM54 64H55V63H53V65H54ZM75 64H76V63H75ZM79 64H80V63H79ZM85 64H86V63H85ZM220 64H221V63H220ZM27 65H28V64H27ZM37 65H38V64H37ZM56 65L58 66V63H56ZM72 65H73V64H72ZM76 65H77V64H76ZM215 65H217V64H215ZM0 66H1V65H0ZM15 66H16V65H15ZM29 66H30V65H29ZM41 66H42V65H41ZM62 66H63V65H62ZM73 66H74V65H73ZM209 66H210V65H209ZM219 66H220V65H219ZM219 66H218V67H219ZM7 67H8V66H7ZM50 67H51V66H50ZM71 67H72V66H71ZM71 67H70V69H71ZM77 67H78V66H77ZM213 67H214V65H213ZM215 67H216V66H215ZM215 67H214V68H215ZM14 68H15V67H14ZM36 68H38V67H36ZM48 68H49V67H48ZM56 68H57V67H56ZM80 68H81V66H80ZM194 68H195V67H194ZM206 68H207V67H206ZM50 69H51V68H50ZM63 69H64V68H63ZM216 69H217V67H216ZM0 70H1V68H0ZM2 70H3V69H2ZM21 70H22V69H21ZM33 70H34V68H33ZM33 70H32V72H33ZM46 70H47V69H46ZM48 70H49V69H48ZM57 70H58V69H57ZM221 70H222V69H221ZM4 71H5V70H4ZM4 71H3V72H4ZM12 71H13V70H12ZM14 71H15V70H14ZM26 71H27V70H26ZM37 71H38V70H37ZM37 71H36V72H37ZM43 71H44V70H43ZM58 71H59V70H58ZM208 71H209V70H208ZM216 71H217V70H216ZM216 71H215V72H216ZM218 71H219V70H218ZM234 71H235V70H234ZM24 72H25V70H24ZM36 72H35V74H36ZM40 72H41V71H40ZM66 72H68V71H66ZM80 72H81V70H80ZM101 72H102V71H101ZM191 72H192V71H191ZM195 72H196V71H195ZM200 72H201V71H200ZM211 72H212V71H211ZM239 72H240V71H239ZM258 72H260V70H259ZM46 73H47V72H46ZM72 73H73V72H72ZM76 73H77V72H76ZM83 73H84V72H83ZM220 73H221V72H220ZM2 74H3V73H2ZM29 74H30V73H29ZM32 74L34 75V73H32ZM47 74H48V73H47ZM79 74H80V73H79ZM86 74H87V73H86ZM188 74H189V73H188ZM205 74H207V73H205ZM209 74H210V73H209ZM209 74H208V76H209ZM214 74H215V73H214ZM5 75H6V74H5ZM17 75H18V74H17ZM17 75H16V76H17ZM30 75H31V74H30ZM38 75H39V74H38ZM40 75H41V74H40ZM62 75H63V74H62ZM92 75H93V74H92ZM193 75H194V74H193ZM193 75H190V76H193ZM222 75H223V74H222ZM235 75H236V74H235ZM249 75H250V74H249ZM249 75H248V76H249ZM0 76H1V74H0ZM20 76H21V75H20ZM23 76H24V74H23ZM43 76H45V75H43ZM77 76H78V75H77ZM96 76H97V75H96ZM96 76H95V77H96ZM190 76H189V77H190ZM203 76L205 77L204 74H203ZM219 76H221V75H219ZM256 76H257V75H256ZM25 77H26V76H25ZM29 77H30V76H29ZM38 77H39V76H38ZM41 77H42V76H41ZM56 77H57V76H56ZM60 77H61V76H60ZM64 77H65V76H64ZM68 77H69V76H68ZM74 77L76 78V76H74ZM196 77H198V76H196ZM201 77H202V76H201ZM206 77H207V76H206ZM233 77H234V76H233ZM251 77H252V76H251ZM251 77H250V78H251ZM254 77H255V76H254ZM257 77H258V76H257ZM263 77H264V76H263ZM12 78H13V76H12L10 79H12ZM14 78H18V77H14ZM19 78H20V77H19ZM23 78H24V77H23ZM47 78H48V77H47ZM57 78H59V76H58ZM61 78H62V77H61ZM79 78H80V77H79ZM107 78H108V77H107ZM209 78H210V77H209ZM218 78H219V77H218ZM231 78H232V77H231ZM231 78H230V79H231ZM252 78H253V77H252ZM10 79H9V80H10ZM25 79H26V78H25ZM40 79H41V78H40ZM44 79H45V78H44ZM53 79H54V78H53ZM55 79H56V78H55ZM72 79H73V78H72ZM83 79H84V78H83ZM85 79H86V78H85ZM190 79H191V77H190ZM196 79H197V78H196ZM196 79H195V80H196ZM216 79H217V78H216ZM216 79H215V81H216ZM222 79H223V78H222ZM230 79H229V80H230ZM246 79H247V78H246ZM255 79H256V78H255ZM262 79H263V78H262ZM9 80H8V82H9ZM14 80H15V79H14ZM14 80H13V81H14ZM20 80H21V79H20ZM27 80L29 81V79H27ZM31 80H32V78H31ZM41 80H42V79H41ZM47 80H48V79H47ZM62 80H63V79H62ZM66 80H67V79H66ZM70 80H71V79H70ZM141 80H142V79H141ZM198 80H199V79H198ZM218 80H219V79H218ZM223 80H224V79H223ZM225 80H226V79H225ZM236 80H237V79H236ZM257 80H258V79H257ZM2 81H4V80H2ZM10 81H11V80H10ZM16 81H17V80H16ZM18 81H19V80H18ZM67 81H68V80H67ZM77 81H78V80H77ZM102 81H103V80H102ZM139 81H140V80H139ZM143 81H144V80H142V82H143ZM199 81H200V80H199ZM203 81H204V80H203ZM219 81H220V80H219ZM221 81H222V80H221ZM231 81H232V79H231ZM254 81H255V80H254ZM0 82H1V80H0ZM23 82H24V80H23ZM44 82H46V81H44ZM50 82H51V81H50ZM57 82H59V81L57 80ZM61 82H62V81H61ZM70 82H71V81H70ZM70 82H68V83H70ZM74 82H75V81H74ZM90 82H91V81H90ZM98 82H99V81H98ZM225 82H227V81H225ZM261 82H262V81H261ZM6 83H7V82H6ZM6 83H5V85H6ZM20 83H21V82H20ZM24 83H26V82H24ZM28 83H29V82H28ZM40 83H41V82H40ZM65 83H66V81H65ZM68 83H67V84H68ZM76 83H77V82H76ZM79 83H80V81H79ZM79 83H77V86H78ZM147 83H149V82H147ZM205 83H206V82H205ZM210 83H211V82H210ZM210 83H209V84H210ZM220 83H222V82H220ZM233 83H234V82H233ZM252 83L254 84V82H252ZM262 83H263V82H262ZM12 84H13V82H12ZM29 84H30V83H29ZM31 84H32V83H31ZM31 84H30V85H31ZM51 84H52V83H51ZM63 84H64V83H63ZM82 84H83V83H82ZM82 84H81V85H82ZM200 84H203V83H200ZM228 84H229V82H228ZM7 85H8V84H7ZM7 85H6V86H7ZM18 85H19V84H18ZM18 85H17V86H18ZM27 85H28V84H27ZM40 85H41V84H40ZM49 85H50V84H49ZM56 85H57V84H56ZM71 85H72V84H71ZM75 85H76V84H75ZM75 85H74V86H75ZM87 85H88V84H87ZM152 85H153V84H152ZM223 85H224V83H223ZM242 85H243V84H242ZM255 85H256V84H255ZM257 85H258V84H257ZM20 86H21V88H22V85H20ZM52 86H54V85H52ZM62 86H63V85H62ZM69 86H70V85H69ZM194 86H195V85H194ZM227 86H228V85H227ZM258 86H259V85H258ZM8 87H10V86H8ZM18 87H19V86H18ZM24 87H27V86H24ZM24 87H23V88H24ZM39 87H40V86H39ZM42 87H44V86H42ZM46 87H47V86H46ZM64 87H65V86H64ZM67 87H68V85H67ZM92 87H93V86H92ZM156 87H157V86H156ZM165 87H166V86H165ZM165 87H164V88H165ZM172 87H173V86H172ZM197 87H198V86H197ZM197 87H196V88H197ZM216 87H217V86H216ZM246 87H247V86H246ZM256 87H257V86H256ZM13 88H14V87H13ZM16 88H17V87H16ZM44 88H45V87H44ZM44 88H43V89H44ZM53 88H54V87H53ZM58 88H59V87H58ZM116 88H117V87H116ZM160 88H161V87H160ZM174 88H175V86H174ZM223 88H224V87H223ZM4 89H5V88H4ZM14 89H15V88H14ZM24 89H25V88H24ZM24 89H23V90H24ZM39 89L42 91L41 88H39ZM50 89H52V88H50ZM56 89H57V88H56ZM62 89H63V88H62ZM74 89H75V87H74ZM81 89H82V86H81ZM192 89H193V88H192ZM192 89H190V91H191ZM231 89H232V88H231ZM242 89H244V88H242ZM247 89H248V88H247ZM17 90H18V89H17ZM19 90H20V89H19ZM46 90H47V89H46ZM71 90H72V88H71ZM84 90H85V89H84ZM175 90H176V89H175ZM200 90H201V88H200ZM221 90L223 91V89H221ZM239 90H240V89H239ZM248 90H249V89H248ZM252 90H253V89H252ZM254 90H256V89L254 88ZM13 91H14V90H13ZM29 91H31V90H29ZM29 91H28V92H29ZM43 91H44V90H43ZM75 91H76V90H75ZM154 91H155V90H154ZM159 91H161V90H159ZM162 91H163V90H162ZM165 91L168 92V90H165ZM202 91H203V89H202ZM236 91H237V90H236ZM240 91H241V90H240ZM34 92L36 93L35 90H34ZM48 92H49V91H48ZM50 92H51V91H50ZM62 92H63V91H62ZM70 92H71V91H70ZM79 92H80V91H79ZM79 92H78V93H79ZM198 92H199V91H198ZM198 92H197V93H198ZM218 92H219V91H218ZM223 92H224V91H223ZM223 92H222V93H223ZM232 92H233V91H232ZM244 92H245V91H244ZM23 93H24V91H23ZM57 93H58V92H57ZM84 93H85V92H84ZM146 93H147V92H146ZM162 93H163V92H162ZM187 93H188V92H187ZM191 93H192V92H191ZM203 93H204V92H203ZM237 93H238V92H237ZM250 93H252V92H250ZM10 94H11V93H10ZM36 94H37V93H36ZM51 94H52V93H51ZM73 94H74V93H73ZM80 94H81V93H80ZM154 94H155V93H154ZM170 94H171V93H170ZM195 94H196V93H195ZM206 94H207V93H206ZM232 94H233V93H232ZM240 94H241V93H240ZM252 94H253V93H252ZM11 95H12V94H11ZM11 95H10V96H11ZM54 95H55V93H54ZM61 95H62V94H61ZM75 95H76V94H75ZM75 95H74V96H75ZM147 95H148V94H147ZM163 95H164V94H163ZM201 95H202V93H201ZM14 96H16V95H14ZM37 96H38V94H37ZM42 96H43V95H42ZM56 96H57V95H56ZM58 96L61 97L60 95H58ZM69 96H70V95H69ZM74 96H73V97H74ZM145 96H146V95H145ZM149 96H150V95H149ZM152 96H153V95H152ZM156 96H157V95H156ZM168 96H169V95H168ZM187 96H188V95H187ZM204 96H205V95H204ZM204 96H202V98H203ZM225 96H226V93H225ZM231 96H232V95H231ZM238 96L240 97L239 93H238ZM238 96H237V97H238ZM19 97H20V96H19ZM27 97H28V95H27ZM47 97H48V96H47ZM53 97H54V96H53ZM65 97H66V95H65ZM147 97H148V96H147ZM160 97H161V95H160ZM174 97H175V96H174ZM200 97H201V96H200ZM200 97H199V99H200ZM237 97L235 96L236 99H237ZM5 98H6V97H5ZM28 98H29V97H28ZM31 98H32V97H31ZM37 98H38V97H37ZM45 98H46V97H45ZM55 98H56V97H55ZM62 98H63V96H62ZM92 98H93V97H92ZM156 98H157V97H156ZM204 98H205V97H204ZM204 98H203L202 101H204ZM10 99H11V97H10ZM12 99H13V98H12ZM21 99H22V98H21ZM23 99H24V98H23ZM23 99H22V100H23ZM25 99H26V98H25ZM40 99H41V98H40ZM46 99H47V98H46ZM63 99H64V98H63ZM82 99H83V98H82ZM196 99H197V98L195 97V100H196ZM231 99H232V98H231ZM8 100H9V99H8ZM14 100H15V99H14ZM32 100H33V99H32ZM36 100H38V99H36ZM53 100H54V99H52V101H53ZM58 100H59V99H58ZM65 100H66V99H65ZM124 100H125V99H124ZM150 100H152V99H150ZM233 100H235V99H233ZM1 101H2V100H1ZM6 101H7V100H6ZM19 101H20V100H19ZM23 101H24V100H23ZM27 101H28V100H27ZM45 101H46V100H45ZM49 101H50V100H49ZM75 101H76V100H75ZM146 101H147V100H146ZM153 101H154V100H153ZM173 101H174V100H173ZM200 101H201V100H200ZM205 101H206V99H205ZM9 102H10V100H9ZM29 102H30V101H29ZM31 102H32V101H31ZM33 102H34V100H33ZM40 102L42 103L41 105L45 104V103H43L42 101H40ZM70 102H71V101H70ZM70 102H69V104H70ZM76 102H77V101H76ZM78 102H79V101H78ZM78 102H77V103H78ZM80 102H82V101H80ZM91 102H92V101H91ZM113 102H114V101H113ZM151 102H152V101H151ZM151 102H150V103H151ZM157 102H158V101H157ZM163 102H164V101H163ZM167 102H168V101H167ZM169 102H170V101H169ZM4 103H5V101H4ZM20 103H21V102H20ZM36 103H37V102H36ZM48 103H50V102H48ZM48 103H47V104H48ZM58 103H59V102H58ZM60 103H61V102H60ZM189 103H190V102H189ZM189 103H188V104H189ZM202 103H203V102H202ZM30 104H31V103H30ZM37 104H38V103H37ZM47 104H46V106H47ZM55 104H56V103H55ZM69 104H68V105H69ZM72 104H73V103H72ZM86 104H87V103H86ZM159 104H160V103H159ZM164 104H165V103H164ZM167 104H168V103H167ZM190 104H191V103H190ZM198 104H199V103H198ZM5 105H7V103H6ZM12 105H13V104H12ZM12 105H11V106H12ZM19 105H20V104H19ZM33 105H34V104H33ZM35 105H36V104H35ZM52 105H53V104H52ZM52 105H51V106H52ZM66 105H67V104H66ZM68 105H67V106H68ZM80 105H81V104H80ZM83 105H84V103H83ZM115 105H116V104H115ZM168 105H170V104H168ZM195 105H196V104H195ZM11 106H10V108H11ZM15 106L17 107V105H15ZM22 106H23V105H22ZM37 106H39V105H37ZM46 106H45V107H46ZM48 106H49V105H48ZM70 106H72V105H70ZM76 106H77V104H76ZM124 106H125V105H124ZM124 106H123V107H124ZM140 106H142V105H140ZM151 106H152V105H151ZM160 106H161V105H160ZM166 106H167V105H166ZM199 106H200V105H199ZM3 107H4V106H3ZM20 107H21V106H20ZM40 107H41V106H40ZM68 107H69V106H68ZM207 107H208V105H207ZM6 108H7V107H6ZM33 108H34V107H33ZM48 108H49V107H48ZM56 108H57V107H56ZM56 108H55V109H56ZM60 108H61V106H60ZM65 108H66V107H65ZM73 108H74V107H73ZM77 108H78V107H77ZM100 108H101V107H100ZM147 108H148V107H147ZM181 108H182V107H181ZM181 108H180V110H181ZM188 108H189V105H188ZM205 108H206V107H205ZM3 109H4V108H3ZM8 109H9V108H7V110H8ZM11 109H12V108H11ZM18 109H19V108H18ZM18 109H17V110H18ZM22 109H23V108H22ZM31 109H32V107H31ZM45 109H47V108H45ZM71 109H72V108H71ZM86 109H87V108H86ZM113 109H114V108H113ZM115 109H116V108H115ZM129 109H130V108H129ZM162 109H163V108H162ZM168 109H169V108H168ZM170 109H171V111L173 110L172 108H170ZM174 109H175V108H174ZM235 109H236V107H235ZM19 110H20V109H19ZM23 110H24V109H23ZM56 110H57V109H56ZM61 110H62V109H61ZM67 110H68V109H67ZM205 110H206V109H205ZM262 110H263V109H262ZM4 111H5V110H4ZM4 111H3V112H4ZM8 111H9V110H8ZM41 111H42V110H41ZM47 111L49 112V110H47ZM51 111H52V110H51ZM51 111H50V112H51ZM63 111H64V110H63ZM63 111H62V112H63ZM85 111H86V110H85ZM131 111H132V110H131ZM154 111H155V110H154ZM156 111H157V110H156ZM176 111H177V110H175V112H176ZM201 111H202V110H201ZM238 111H239V110H238ZM260 111H261V110H260ZM5 112H6V111H5ZM11 112H12V110H11ZM16 112H17V111H16ZM21 112H22V111H21ZM21 112H19V113H21ZM25 112H26V114H27L28 111L26 110ZM54 112H55V111H54ZM68 112H69V110H68ZM77 112H78V111H77ZM115 112H116V111H115ZM121 112H123V111H121ZM168 112H169V111H168ZM172 112H173V111H172ZM191 112H192V111H191ZM233 112H234V111H233ZM241 112H242V111H241ZM9 113H10V112H9ZM17 113H18V112H17ZM19 113H18V114H19ZM31 113H32V112H31ZM35 113H36V112H35ZM38 113H39V112H38ZM40 113H41V112H40ZM44 113H45V112H44ZM60 113H61V112H60ZM80 113H81V112H80ZM80 113H79V114H80ZM153 113H154V112H153ZM180 113H182V112H180ZM203 113H205V112H203ZM231 113H232V112H231ZM234 113H235V112H234ZM237 113H238V112H236V114H237ZM262 113H263V112H262ZM18 114H17V115H18ZM65 114H66V113H65ZM68 114H69V113H68ZM76 114H77V113H76ZM79 114H78V115H79ZM83 114H84V113H83ZM83 114L81 113L80 115H83ZM128 114H129V113H128ZM148 114H149V113H148ZM154 114H155V113H154ZM176 114H177V113H176ZM189 114H190V111H189ZM40 115H41V114H40ZM42 115H43V114H42ZM131 115H132V114H131ZM163 115H164V114H163ZM166 115H167V117H169L168 114H166ZM173 115H174V114H173ZM173 115H171V116H173ZM178 115H179V114H178ZM178 115H176V116H178ZM193 115H194V114H193ZM193 115H192L191 117H193ZM202 115H203V114H202ZM202 115H201V116H202ZM230 115H231V114H230ZM232 115H234V114H232ZM4 116H5V115H4ZM7 116H8V115H7ZM18 116H19V115H18ZM32 116H34V115H32ZM69 116H70V115H69ZM76 116H77V115H76ZM84 116H86V115H84ZM127 116H128V115H127ZM144 116H146V115L144 114ZM155 116H156V115H155ZM155 116L153 115L154 118H155ZM164 116H165V115H164ZM179 116H180V115H179ZM194 116H196V115H194ZM198 116H199V115H198ZM198 116H197V117H198ZM205 116H206V115H205ZM236 116H237V115H236ZM2 117H3V115L1 116V118H2ZM9 117H10V116H8V118H9ZM16 117H17V116H16ZM78 117H79V116H78ZM151 117H152V116H151ZM174 117H175V116H174ZM188 117H190V116L188 115ZM232 117H233V116H232ZM24 118H25V117H24ZM32 118H33V117H32ZM37 118H38V117H37ZM45 118H46V116H45ZM80 118H81V117H80ZM82 118H83V117H82ZM148 118H149V117H148ZM177 118H178V117H177ZM198 118H199V117H198ZM198 118H197V119H198ZM3 119H4V118H3ZM13 119H14V118H13ZM13 119H12V120H13ZM125 119H126V118H125ZM128 119H129V118H128ZM162 119H163V118H162ZM164 119H165V118H164ZM168 119H169V118H168ZM192 119H193V118H192ZM0 120H1V119H0ZM5 120H6V119H5ZM19 120H20V118H19ZM19 120H17V121H19ZM21 120H22V119H21ZM21 120H20V121H21ZM34 120H35V119H34ZM45 120H47V119H45ZM56 120H57V119H56ZM71 120H72V119H71ZM81 120H82V119H81ZM146 120H147V118H146ZM152 120L154 121V119H152ZM152 120H151V121H152ZM156 120H157V118H156ZM173 120H174V119H173ZM173 120H172V121H173ZM204 120H205V119H204ZM233 120H234V119H233ZM7 121H8V120H7ZM17 121H16V122H17ZM27 121H28V119H27ZM36 121H37V120H36ZM60 121L62 122V120H60ZM63 121H64V120H63ZM79 121H80V120H79ZM92 121H93V120H92ZM160 121H161V120H160ZM166 121H167V120H165V122H166ZM168 121H169V120H168ZM176 121H177V120H176ZM193 121H194V120H193ZM236 121H237V120H236ZM236 121H235V122H236ZM239 121H240V120H239ZM4 122H5V121H4ZM12 122H13V121H12ZM16 122H15V123H16ZM30 122H31V121H30ZM30 122H28V123H30ZM45 122H46V121H45ZM48 122H49V121H48ZM48 122H47V123H48ZM52 122H53V121H52ZM120 122H121V121H120ZM131 122H132V121H131ZM149 122H150V121H149ZM149 122H148V123H149ZM157 122H159V121H157ZM181 122H182V121H181ZM183 122H184V121H183ZM199 122H200V121H199ZM212 122H213V121H212ZM19 123H20V122H19ZM24 123H25V121H24ZM35 123H36V122H35ZM50 123H51V122H50ZM58 123H59V122H58ZM63 123H65V122H63ZM83 123H85V122H83ZM88 123H89V122H88ZM88 123H86V124H88ZM174 123H175V122H174ZM194 123H195V122H194ZM197 123H198V122H197ZM201 123H202V121H201ZM207 123H208V122H207ZM207 123H206V124H207ZM16 124H17V123H16ZM60 124H62V123H60ZM71 124H72V123H71ZM76 124H77V123H76ZM79 124H80V123L78 122V126H79ZM123 124H124V123H123ZM187 124H188V122H187ZM4 125H6V124H4ZM20 125H22V124H20ZM28 125H29V124H28ZM30 125H31V124H30ZM33 125H35V124H33ZM54 125H55V124H54ZM54 125H53V126H54ZM69 125H70V124H68V127H69ZM72 125H73V124H72ZM81 125H82V124H81ZM92 125H93V124H92ZM138 125H139V124H138ZM152 125H153V124H152ZM152 125H150V126H152ZM160 125H161V124H160ZM170 125H171V124H170ZM179 125H180V124H179ZM183 125H185V124H183ZM188 125H189V124H188ZM196 125H197V124H196ZM202 125H203V124H202ZM209 125H211V124H209ZM239 125L241 126V124H239ZM14 126H15V125H14ZM14 126H13V127H14ZM24 126H25V125H24ZM50 126H51V125H50ZM57 126H58V125H57ZM74 126H75V125H74ZM74 126H73V127H74ZM139 126H140V125H139ZM142 126H143V125H142ZM142 126H140V128H141ZM157 126H158V125H157ZM166 126H167V125H166ZM166 126H165V127H166ZM192 126H193V124H192ZM203 126H205V123H204ZM207 126H208V125H207ZM235 126H236V125H235ZM73 127H72V128H73ZM90 127H91V126H90ZM153 127H156V125L153 126ZM165 127H164V128H165ZM179 127H180V126H179ZM179 127H178V129H179ZM183 127H184V126H183ZM186 127H187V126H186ZM232 127H234V126H232ZM232 127H231V129L233 130ZM237 127H238V126H237ZM255 127H256V126H255ZM17 128H19V126H18ZM54 128H57L56 125H55ZM65 128H66V127H65ZM122 128H123V127H122ZM175 128H176V127H175ZM184 128H185V127H184ZM196 128H197V127H196ZM196 128H195V129H196ZM212 128H213V127H212ZM227 128H228V127H227ZM235 128H236V127H235ZM15 129H16V128H15ZM79 129H80V128H79ZM81 129H82V128H81ZM120 129H121V128H120ZM136 129H138V128H136ZM160 129H161V128H160ZM165 129H166V128H165ZM204 129H205V128H204ZM217 129H219V128H217ZM220 129H221V128H220ZM240 129H242V128H240ZM254 129H255V128H254ZM34 130H35V129H34ZM34 130H32V131L34 132ZM59 130H60V129H59ZM61 130H62V129H61ZM63 130H64V129H63ZM68 130L70 131V129H68ZM76 130H77V129H76ZM121 130H122V129H121ZM127 130H128V129H127ZM150 130H151V129H150ZM171 130H172V129H171ZM175 130H177V129H175ZM181 130H183V129H181ZM184 130H186V129H184ZM184 130H183V131H184ZM187 130H188V129H187ZM191 130H193V129H191ZM201 130H202V129H201ZM207 130H208V129H207ZM209 130H210V129H209ZM211 130H212V129H211ZM213 130H214V129H213ZM236 130H237V128H236ZM19 131H20V130H19ZM53 131H54V130H53ZM53 131H51V134H52V135H53V133H54ZM57 131H58V130H56L55 132H57ZM65 131H66V130H65ZM71 131H72V130H71ZM74 131H75V130H74ZM90 131H91V130H90ZM119 131H120V130H119ZM137 131H138V130H137ZM172 131H173V130H172ZM188 131H189V130H188ZM216 131L218 132V130L215 129V133H216ZM251 131H252V130H251ZM26 132H27V131H26ZM30 132H31V131H30ZM30 132H29V133H30ZM33 132H32V133H33ZM35 132H36V131H35ZM52 132H53V133H52ZM58 132H59V131H58ZM67 132H68V131H67ZM79 132H80V131H79ZM142 132H143V131H142ZM148 132H149V131H148ZM165 132H167V131H165ZM179 132H180V131H179ZM179 132L177 131V133H179ZM196 132H197V131H195L194 133H196ZM213 132H214V131H213ZM213 132H212V133H213ZM228 132H230V131L228 130L227 133H228ZM240 132H241V131H240ZM242 132H243V131H242ZM7 133H8V132H7ZM17 133H18V132H17ZM29 133H28V134H29ZM32 133H30V134H32ZM60 133H61V132H60ZM81 133H82V131L80 132V134H81ZM87 133H88V132H87ZM127 133H128V132H127ZM130 133H131V131H130ZM130 133H129V134H130ZM154 133H155V132H154ZM162 133H163V132H162ZM171 133H172V132H171ZM201 133H202V132H201ZM212 133H211V134H212ZM237 133H239V132H237ZM251 133H252V132H251ZM257 133H258V132H257ZM257 133H255V134H257ZM21 134H22V133H21ZM33 134H34V133H33ZM56 134H57V133H56ZM69 134H70V133H69ZM74 134H75V132H74ZM74 134H73V135H74ZM78 134H79V133H78ZM85 134H86V133H85ZM105 134H106V133H105ZM105 134H103V135H105ZM120 134H121V133H120ZM123 134H124V132H123ZM146 134H147V133H146ZM155 134H156V133H155ZM155 134H154V135H155ZM173 134H174V133H173ZM198 134H199V133H198ZM206 134H207V133H206ZM213 134H214V133H213ZM228 134H229V133H228ZM239 134H240V133H239ZM253 134H254V132H253ZM4 135H5V137H6V134H5V133H4ZM4 135H3V136H4ZM7 135H8V134H7ZM52 135H51V136H52ZM54 135H55V134H54ZM70 135H71V134H70ZM107 135H108V133H107ZM107 135H106V136H107ZM137 135H138V134H137ZM151 135H152V134H151ZM151 135H150V136H151ZM165 135H166V133H165ZM167 135H168V134H167ZM176 135H177V134H176ZM181 135H182V134H181ZM202 135H203V134H202ZM208 135H209V134H208ZM217 135H219V134H217ZM241 135H242V133H241ZM241 135H240V136H241ZM25 136H26V135H25ZM31 136H33V135H31ZM71 136H72V135H71ZM76 136L78 137V135H76ZM76 136H75V137H76ZM88 136H89V135H88ZM94 136H95V135H94ZM173 136H174V135H173ZM178 136H179V135H178ZM183 136H184V134H183ZM183 136H182V137H183ZM186 136H187V135H186ZM204 136H205V135H204ZM237 136H238V135H237ZM251 136H252V135H251ZM10 137H11V136H10ZM10 137H9V138H10ZM54 137H55V136H54ZM58 137H59V136H58ZM85 137H87V136H85ZM107 137H108V136H107ZM107 137H106V138H107ZM110 137H111V136H110ZM112 137H113V136H112ZM166 137H167V136H166ZM213 137H214V136H213ZM11 138H12V137H11ZM11 138H10L9 140H11ZM35 138H36V137H35ZM35 138H34V139H35ZM56 138H57V137H56ZM89 138H90V137H89ZM104 138H105V137H104ZM135 138H136V137H135ZM137 138H138V136H137ZM149 138H150V137H149ZM173 138H174V137H173ZM173 138H172V139H173ZM180 138H181V136H180ZM185 138H186V137H185ZM189 138H190V135H189ZM195 138H196V136H195ZM205 138H206V137H205ZM17 139H18V138H17ZM19 139H20V137H19ZM24 139H25V138H24ZM26 139H27V138H26ZM32 139H33V138H32ZM32 139H31V141H32ZM107 139H108V138H107ZM138 139H140V138H138ZM161 139H162V138H161ZM201 139H202V138H201ZM13 140H14V139H13ZM35 140H36V139H35ZM50 140H51V139H50ZM69 140H70V139H69ZM71 140H72V139H71ZM81 140H83V139H80V141H81ZM89 140H90V139H89ZM121 140H122V139H121ZM152 140H153V139H152ZM162 140H163V139H162ZM181 140H182V138H181ZM185 140H186V139H185ZM190 140H191V139H190ZM192 140H194V139L192 138ZM195 140H196V139H195ZM203 140H204V137H203ZM1 141H2V140H1ZM3 141H4V140H3ZM11 141H12V140H11ZM11 141H10V142H11ZM57 141H58V140H57ZM57 141H56V142H57ZM59 141H61V140H59ZM74 141H75V140H74ZM104 141H105V140H104ZM109 141H110V140H109ZM109 141H108V142H109ZM146 141H147V140H146ZM155 141H156V140H155ZM157 141H158V140H157ZM159 141H161V140H159ZM159 141H158V142H159ZM163 141H164V140H163ZM165 141H166V140H165ZM174 141H175V140H174ZM198 141H199V139H198ZM17 142H18V141H17ZM63 142H65V141H63ZM72 142H73V141H71V143H72ZM83 142H84V140H83ZM106 142H107V140H106ZM108 142H107V143H108ZM136 142H137V141H136ZM136 142H135V143H136ZM142 142H143V141H142ZM191 142H192V141H191ZM221 142H222V141H221ZM1 143H2V142H1ZM1 143H0V144H1ZM8 143H9V142H8ZM19 143H20V142H19ZM53 143H54V142H53ZM120 143H121V142H120ZM130 143H131V142H130ZM149 143H150V142H149ZM151 143H152V141H151ZM151 143H150V145H151ZM161 143H162V142H161ZM172 143H173V142H172ZM172 143H171V144H172ZM189 143H190V142H189ZM203 143H204V141H203ZM209 143H210V142H209ZM216 143H217V142H216ZM219 143H220V142H219ZM223 143H224V142H223ZM4 144H5V142H4ZM4 144H3V145H4ZM16 144H17V143H16ZM58 144H59V143H58ZM61 144H62V142H61ZM90 144H91V143H90ZM103 144H104V143H103ZM108 144H109V143H108ZM114 144H115V143H114ZM159 144H160V142H159ZM163 144H164V142H163ZM205 144H208V143H205ZM217 144H218V143H217ZM217 144H216V145H217ZM220 144H221V143H220ZM3 145H2V146H3ZM7 145H8V144H7ZM62 145H63V144H62ZM67 145H68V142H67ZM76 145L79 146L78 143H77ZM84 145H85V144H84ZM129 145H130V144H129ZM146 145H147V144H146ZM150 145H149V147H151ZM208 145H209V144H208ZM221 145H222V144H221ZM223 145H224V144H223ZM223 145L221 146L222 148H223ZM227 145H228V144H227ZM10 146H11V145H10ZM13 146H14V145H13ZM18 146H19V144H18ZM21 146H22V145H21ZM21 146H20V147H21ZM54 146H55V145H54ZM80 146H81V145H80ZM101 146H102V144H101ZM132 146H133V145H132ZM147 146H148V145H147ZM154 146H155V145H154ZM168 146H169V144H168ZM187 146L189 147V145H187ZM218 146H219V145H218ZM218 146H217V147H218ZM8 147H9V146H8ZM20 147H18V149H19ZM60 147H61V146H60ZM68 147H70V146H68ZM71 147H72V146H71ZM81 147H84V146H81ZM105 147H107V144H105ZM158 147H159V145H158ZM162 147H163V146H162ZM176 147H177V146H176ZM195 147H196V146H195ZM226 147H227V146H226ZM1 148H2V147H1ZM12 148H13V147H12ZM16 148H17V147H16ZM51 148L53 149V147H51ZM103 148H104V147H103ZM103 148H101V150H103ZM141 148H142V147H141ZM160 148H161V147H160ZM165 148H166V147H165ZM165 148H164V149H165ZM168 148H169V147H168ZM173 148H174V146H173ZM181 148H182V147H181ZM181 148H180V149H181ZM184 148H185V147H184ZM184 148H183V149H184ZM191 148H192V147H191ZM198 148H199V147H198ZM209 148H210V147H209ZM214 148H215V147H214ZM229 148H230V146H229ZM7 149H9V148H7ZM7 149H6V150H7ZM13 149H14V148H13ZM49 149H50V148H49ZM52 149H51V150H52ZM59 149H60V148H59ZM104 149H105V148H104ZM158 149H159V148H158ZM162 149H163V148H162ZM192 149H194V148H192ZM195 149H196V148H195ZM203 149H204V148H203ZM205 149H206V148H205ZM224 149H225V148H224ZM257 149H259V148H257ZM10 150H11V149H10ZM19 150H20V149H19ZM21 150H22V149H21ZM53 150H54V149H53ZM76 150H77V149H76ZM91 150H92V149H91ZM121 150H122V149H121ZM145 150H146V149H145ZM148 150H149V149H148ZM221 150H222V149H221ZM229 150H230V149H229ZM229 150H228V151H229ZM259 150H260V149H259ZM24 151H25V149H24ZM24 151H23V152H24ZM77 151H78V150H77ZM80 151H81V149H80ZM99 151H100V150H99ZM135 151H137V150L135 149ZM135 151H134V152H135ZM151 151H152V149H151ZM189 151H190V150H189ZM204 151H205V150H204ZM222 151H223V150H222ZM228 151H227V152H228ZM231 151H232V148H231ZM1 152H2V151H1ZM4 152H5V151H4ZM26 152H29V151L27 150ZM47 152H48V151H47ZM52 152H53V151H52ZM57 152H58V151H57ZM60 152H62V148H61V151H60ZM69 152H70V151H69ZM104 152H105V151H104ZM138 152H139V151H138ZM141 152H142V150H141ZM146 152H147V151H146ZM146 152H145V153H146ZM155 152H156V150H155ZM159 152H160V151H159ZM168 152H169V150H168L167 152L164 151V153H168ZM170 152H171V150H170ZM176 152H177V151H176ZM191 152H192V151H191ZM202 152H203V151H202ZM202 152H201V153H202ZM205 152H206V151H205ZM219 152H220V149H219ZM255 152H256V151H255ZM257 152H258V154H259V152L262 153V151H257ZM13 153H14V152H13ZM19 153H20V152H19ZM42 153H43V152H42ZM55 153H56V152H55ZM78 153H79V152H78ZM102 153H103V152H102ZM149 153H150V152H149ZM149 153H148V154H149ZM151 153H152V152H151ZM157 153H158V151H157ZM161 153H162V152H161ZM188 153H189V152H188ZM261 153H260V154H261ZM1 154H2V153H1ZM15 154H16V153H15ZM44 154H45V153H44ZM44 154H43V155H44ZM66 154H67V153H66ZM90 154H91V153H90ZM99 154H100V153H99ZM139 154H141V153H139ZM159 154H160V153H159ZM162 154H163V153H162ZM162 154H160V155H162ZM174 154H175V153H173V155H174ZM191 154H192V153H191ZM208 154H209V153H208ZM212 154H213V153H212ZM216 154H217V153H216ZM3 155H4V154H3ZM13 155H14V154H13ZM17 155H18V154H17ZM52 155H53V154H52ZM59 155H60V154H59ZM59 155H58V156H59ZM63 155H65V154H63ZM68 155H69V154H68ZM68 155H67V156H68ZM71 155H72V153H71ZM104 155H105V154H104ZM142 155H143V154H142ZM144 155H145V154H144ZM176 155H178V154L176 153ZM179 155H180V153H179ZM179 155H178V156H179ZM181 155H182V154H181ZM181 155H180V156H181ZM192 155H194V154H192ZM261 155H263V154H261ZM261 155H260V156H261ZM0 156H1V155H0ZM50 156H51V155H50ZM65 156H66V155H65ZM72 156H73V155H72ZM83 156H84V155H83ZM125 156H126V155H125ZM132 156H133V155H132ZM147 156H148V155H147ZM149 156H150V154H149ZM162 156H163V155H162ZM162 156H161V157H162ZM178 156H177V157H178ZM182 156H183V155H182ZM196 156L198 157V154H197ZM215 156H216V155H215ZM253 156H254V155H253ZM256 156H257V154H256ZM3 157H4V156H3ZM5 157H6V156H5ZM20 157H22V156H20ZM54 157H56V156H54ZM70 157H71V156H70ZM91 157H92V156H91ZM161 157H160V158H161ZM163 157H164V156H163ZM173 157H175V156H173ZM188 157H189V156H188ZM188 157H187V158H188ZM192 157H193V156H192ZM194 157H195V156H194ZM201 157H203V154H202ZM209 157H210V155H209ZM219 157H220V156H218V158H219ZM254 157H255V156H254ZM261 157H262V156H261ZM8 158H9V156H8ZM17 158H18V157H17ZM51 158H52V157H51ZM65 158H66V157H65ZM77 158H78V157H77ZM131 158H133V157H131ZM131 158H130V159H131ZM146 158H147V157H146ZM155 158H156V157H155ZM157 158H158V157H157ZM179 158H180V157H179ZM203 158H204V157H203ZM205 158H207V157H205ZM205 158H204V159H205ZM214 158H215V157H214ZM0 159H2V158H0ZM4 159H5V158H4ZM20 159H21V158H20ZM45 159H46V158H45ZM89 159H90V157H89ZM89 159H88V160H89ZM138 159H139V158H138ZM147 159H148V158H147ZM150 159H151V158H150ZM153 159H154V158H153ZM172 159H174V158H172ZM176 159H177V158H176ZM182 159H183V158H182ZM208 159H209V158H208ZM211 159H212V157H211ZM255 159H257V158H255ZM260 159H261V158H260ZM262 159H263V158H262ZM24 160H25V158H24ZM28 160H29V158H28ZM49 160H50V159H49ZM53 160H54V159H52L51 161H53ZM70 160H72V159H70ZM70 160H69V161H70ZM102 160H103V159H102ZM163 160H164V159H163ZM178 160H179V159H178ZM189 160H190V159H189ZM199 160H201V159H199ZM209 160H210V159H209ZM214 160H216V159H214ZM263 160H264V159H263ZM2 161H4V160H2ZM5 161H6V159H5ZM7 161H8V160H7ZM7 161H6V162H7ZM20 161H21V160H20ZM67 161H68V160H67ZM67 161L65 160L66 163H67ZM80 161H81V160H80ZM97 161H98V160H97ZM141 161H142V160H141ZM144 161H145V159H144ZM151 161H152V160H151ZM151 161H150V162H151ZM156 161H157V160H156ZM158 161H159V160H158ZM176 161H177V160H176ZM191 161H192V158H191ZM201 161H202V160H201ZM217 161H218V159H217ZM253 161H254V160H253ZM30 162H31V161H30ZM70 162H71V161H70ZM72 162H73V161H72ZM72 162H71V163H72ZM128 162H129V161H128ZM148 162H149V161H148ZM166 162H167V161H166ZM169 162H170V161H169ZM171 162H172V161H171ZM173 162H174V161H173ZM192 162H193V161H192ZM192 162H191V163H192ZM204 162H205V161H204ZM206 162H207V161H206ZM212 162H213V161H212ZM222 162H224V161H222ZM16 163H17V162H16ZM54 163H55V162H54ZM61 163H62V162H61ZM80 163H81V162H80ZM86 163H87V162H86ZM98 163H100V162H98ZM101 163H103V162H101ZM110 163H111V162H110ZM144 163H145V162H144ZM199 163H200V162H199ZM209 163H210V162H209ZM250 163H251V162H250ZM3 164H4V162H3ZM26 164H27V163H26ZM28 164H32V163H28ZM48 164H49V163H48ZM50 164H51V163H50ZM57 164H58V163H57ZM67 164L69 165V163H67ZM77 164H78V163H77ZM88 164H89V163H88ZM135 164H136V162H135ZM137 164H138V163H137ZM159 164H160V163H159ZM195 164H196V162H195ZM200 164H202V163H200ZM200 164H198V165H200ZM259 164H260V162H259ZM1 165H2V164H1ZM18 165H20V164H18ZM21 165H22V164H21ZM24 165H25V163H24ZM24 165H23V166H24ZM60 165H61V164H60ZM80 165H82V164H80ZM80 165H79V166H80ZM121 165H122V164H121ZM128 165H129V164H128ZM142 165L145 166L146 164H142ZM168 165L170 166V164H168ZM174 165H176V164H174ZM179 165H180V164H179ZM209 165H210V164H209ZM209 165H208V166H209ZM211 165H212V164H211ZM214 165H215V164H214ZM261 165H262V163H261ZM7 166L10 167L9 165H7ZM12 166H13V165H12ZM25 166H26V165H25ZM58 166H59V165H58ZM58 166H57V168H58ZM61 166H63V165H61ZM65 166H67V165H65ZM79 166H78V167H79ZM95 166H97V167H96L97 169L99 168V169L101 170V168H102L103 165H102V164H100V165L98 164V165H97V163H96ZM95 166L93 167V169L95 168ZM98 166H101V167H98ZM139 166H140V165H139ZM154 166H156V165H154ZM160 166H161V165H160ZM164 166H165V165H164ZM164 166H163V167H164ZM203 166H204V165H203ZM203 166H202V169H203ZM205 166H206V165H205ZM219 166H220V163H219ZM263 166H264V165H263ZM3 167H4V165H3ZM16 167H17V166H16ZM48 167H49V166H48ZM69 167H70V166H69ZM69 167H67V168L69 169ZM71 167H72V166H71ZM84 167H85V166H84ZM88 167H89V166H88ZM161 167H162V166H161ZM163 167H162V169H163ZM166 167H168V166H166ZM174 167H175V166H174ZM174 167H173V168H174ZM206 167H207V166H206ZM212 167H213V166H212ZM224 167H225V165H224ZM257 167H258V166H257ZM257 167H255V169H257ZM11 168H12V167H11ZM11 168H10V169H11ZM19 168H20V167H19ZM22 168H23V167H22ZM22 168H21V169H22ZM57 168H56V169H57ZM72 168H73V167H72ZM79 168H80V167H79ZM85 168H86V167H85ZM133 168H136V167H133ZM138 168H139V167H138ZM146 168H147V167H146ZM171 168H172V167H171ZM176 168H177V166H176ZM198 168H201V166L198 167ZM249 168H250V165H249ZM253 168H254V167H253ZM253 168H252V169H253ZM3 169H4V168H3ZM5 169H6V168H5ZM61 169H63V167H61ZM127 169H128V168H127ZM159 169H160V168H159ZM168 169H169V168H168ZM179 169H180V168H179ZM204 169L206 170L205 167H204ZM51 170H52V168H51ZM66 170H67V169H66ZM87 170H88V168H87ZM102 170H103V169H102ZM102 170H101V171H102ZM140 170H141V169H140ZM140 170L138 169V172H139ZM143 170H144V169H143ZM147 170H148V169H147ZM170 170H171V169H169V171H170ZM195 170H196V169H195ZM198 170H199V169H198ZM208 170H209V168H208ZM5 171H6V170H5ZM5 171H4V172H5ZM55 171H56V170H55ZM67 171H69V170H67ZM72 171H73V169H72ZM72 171H71V172H72ZM108 171H109V170H107V172H108ZM126 171H127V170H126ZM131 171H132V169H131ZM144 171H145V170H144ZM149 171H151V170H149ZM160 171L163 172L161 169H160ZM172 171H173V170H172ZM176 171H179V170L176 169ZM209 171H210V170H209ZM257 171H258V170H257ZM60 172H61V170H60ZM71 172H69V174H70ZM83 172H85V171H84V168H83ZM94 172H95L96 174L92 173V176H93V180H94V182L96 183V182H97L96 180H98L99 177H97V179L95 180L96 177L94 178V176H95V175L97 176V174H98L100 171H99V170H98V171L95 170ZM97 172H98V173H97ZM141 172H142V171H141ZM151 172H152V171H151ZM155 172H156V171H155ZM158 172H159V171H158ZM158 172H157L156 174H158ZM170 172H171V171H170ZM203 172H204V171H203ZM206 172H207V171H206ZM5 173H7V172H5ZM80 173H81V171H80ZM100 173H101V172H100ZM100 173H99V174H100ZM124 173H125V172H124ZM132 173H133V172H132ZM136 173H137V171H136ZM142 173H143V172H142ZM144 173H145V172H144ZM153 173H154V172H153ZM177 173H178V172H176V174H177ZM259 173H260V172H259ZM261 173H262V172H261ZM261 173H260V174H261ZM56 174H57V172H56ZM67 174H68V173H67ZM67 174H65V175L67 176ZM69 174H68V175H69ZM99 174H98V176H99ZM118 174H119V173H118ZM146 174H147V172H146ZM166 174H167V173H166ZM53 175H54V174H53ZM74 175H75V174H74ZM76 175H77V174H76ZM86 175H87V174H86ZM121 175H122V174H121ZM133 175H134V173H133ZM149 175H150V173H149ZM153 175H155V174H153ZM167 175H168V174H167ZM167 175H166V177H167ZM206 175H207V173H206ZM212 175H213V174H212ZM258 175H259V174H258ZM263 175H264V173H263ZM77 176H78V175H77ZM83 176H84V175H83ZM89 176H90V175H89ZM126 176H127V175H126ZM143 176H144V175H143ZM208 176H209V175H208ZM55 177H56V175H55ZM60 177H61V176H60ZM68 177L71 178L72 176L69 175ZM104 177H105V176H104ZM128 177H129V176H128ZM140 177H141V176H140ZM145 177H147V176H144V178H145ZM148 177H149V176H148ZM164 177H165V176H164ZM200 177H201V176H200ZM200 177H199V178H200ZM203 177H204V176H203ZM203 177H201V178H203ZM259 177H260V176H259ZM56 178H57V177H56ZM66 178H67V177H66ZM131 178H132V177H131ZM136 178H137V177H136ZM141 178H142V177H141ZM156 178H158V177H156ZM175 178H177V177H175ZM196 178H198V177H196ZM260 178H261V177H260ZM260 178H259V179H260ZM262 178H263V177H262ZM59 179H60V178H59ZM83 179H84V178H83ZM86 179H88V176H87ZM145 179H146V178H145ZM162 179H163V178H162ZM178 179H179V178H178ZM178 179H177V180H178ZM192 179H193V180H192ZM192 179H191V180L194 181V178H193V177H192ZM206 179H207V178H206ZM233 179H234V178H233ZM235 179H236V178H235ZM237 179H238V178H237ZM263 179H264V178H263ZM263 179H262V181H263ZM12 180H13V179H12ZM55 180H56V179H55ZM102 180H103V179H102ZM120 180H121V179H120ZM133 180H134V179H133ZM133 180H132V182H134ZM160 180H161V177H160ZM167 180H168V179H167ZM171 180H172V179H171ZM195 180H196V179H195ZM202 180H203V179H202ZM211 180H212V179H211ZM238 180H239V179H238ZM257 180H258V179H257ZM60 181H61V180H60ZM71 181H74V179H73V180L71 179ZM137 181H138V180H137ZM147 181H148V179H147ZM188 181H189V180H188ZM198 181H199V180H198ZM203 181H204V180H203ZM209 181H210V180H209ZM209 181H208V182H209ZM235 181H236V180H235ZM12 182H13V181H12ZM61 182H62V181H61ZM67 182H68V181H67ZM69 182H70V181H69ZM78 182H79V181H78ZM88 182H89V181H88ZM120 182H122V181H120ZM129 182H130V181H129ZM149 182H150V180H149ZM162 182H163V180H162ZM174 182H175V181H174ZM190 182H191V181H190ZM205 182H206V181H205ZM260 182H261V180H260ZM70 183H71V182H70ZM72 183H73V182H72ZM74 183H75V182H74ZM81 183H83V182H81ZM89 183H90V182H89ZM95 183H94V184H95ZM105 183H106V182H105ZM137 183H138V182H137ZM151 183H152V182H151ZM155 183H156V182H155ZM165 183H166V181H165ZM171 183H172V182H171ZM177 183H178V182H177ZM64 184H65V183H64ZM84 184H85V183H84ZM84 184H83V185H84ZM94 184H93V185H94ZM141 184H142V183H141ZM162 184H163V183H162ZM168 184H169V183H168ZM195 184H198V183H195ZM207 184H208V183H207ZM207 184L205 185L206 187H207ZM209 184H210V183H209ZM213 184H215V182H214ZM216 184H217V183H216ZM76 185H78V184H76ZM79 185H80V184H79ZM95 185H97V183H96ZM120 185H121V184H120ZM126 185H127V184H126ZM128 185H129V184H128ZM133 185H134V183H133ZM148 185H149V184H148ZM153 185H154V184H153ZM166 185H167V184H166ZM170 185H171V184H170ZM172 185H173V183H172ZM172 185H171V186H172ZM176 185H177V184H176ZM201 185H203V183H202ZM210 185H211V184H210ZM219 185H220V184H219ZM66 186H67V185H66ZM136 186H137V185H136ZM136 186H135V187H136ZM138 186H140V184H139ZM157 186H158V185H157ZM188 186H190V185H188ZM193 186H194V185H193ZM70 187H71V186H70ZM82 187H83V186H82ZM94 187H95V186H94ZM94 187H93V190H95ZM97 187H98V186H96V188H97ZM129 187H130V186H129ZM140 187H142V186H140ZM145 187H146V186H145ZM158 187H159V186H158ZM177 187H178V186H177ZM196 187H198V186L196 185ZM209 187H210V186H209ZM220 187H221V186H220ZM73 188H74V184H73ZM136 188H137V187H136ZM136 188H133V189L136 190ZM81 189H83V188H81ZM85 189H86V188H85ZM141 189H142V188H141ZM152 189H153V188H152ZM154 189H155V187H154ZM159 189H160V188H159ZM159 189H158V190H159ZM165 189H166V188H165ZM169 189H170V188H169ZM190 189H191V188H190ZM190 189H189V191H190ZM200 189H201V188H200ZM216 189H217V186H216ZM216 189H215V191H216ZM71 190H73V189H71ZM74 190H75V189H74ZM78 190H79V188H78ZM91 190H92V189H91ZM131 190H132V189H131ZM139 190H140V189H139ZM210 190H211V189H210ZM68 191H70V190H68ZM86 191H87V190H86ZM95 191H96V190H95ZM137 191H138V190H137ZM150 191H151V190H150ZM155 191H157V190H155ZM160 191H162V190H160ZM195 191H196V190H195ZM201 191H202V190H201ZM201 191H200V192H201ZM212 191H213V190H212ZM217 191H218V190H217ZM217 191H216V192H217ZM220 191H221V190H220ZM87 192H89V191H87ZM105 192H106V191H105ZM105 192H104V193H105ZM134 192H135V191H133V193H134ZM146 192H147V191H146ZM148 192H149V191H148ZM148 192H147V193H148ZM163 192H164V191H163ZM185 192H186V191H185ZM191 192H192V191H191ZM197 192H198V191H197ZM200 192H199V195H200ZM221 192H222V191H221ZM221 192H220V194H221ZM80 193H81V192H80ZM84 193H85V192H84ZM92 193H93V191H92L90 194H92ZM94 193H96V192H94ZM133 193H132V194H133ZM151 193L153 194V191H152ZM161 193H162V192H161ZM164 193H165V192H164ZM192 193H193V192H192ZM202 193H206V192L203 191ZM202 193H201V194H202ZM90 194H89V195H90ZM129 194H130V193H129ZM129 194H128V195H129ZM148 194H149V193H148ZM162 194H163V193H162ZM166 194H167V193H166ZM195 194H196V193H195ZM195 194H191V195H192V196H190L191 199H193V198H192L193 195L196 196ZM211 194H212V193H211ZM214 194H215V193H214ZM224 194H225V193H224ZM224 194H222V195H224ZM77 195H78V194H77ZM83 195H84V194H83ZM92 195H93V194H92ZM104 195H105V194H104ZM124 195H125V193H124ZM136 195H137V194H136ZM139 195H140V194H138L137 197H139ZM141 195L143 196V194H141ZM157 195H158V194H157ZM169 195H170V194H169ZM182 195H184V194H182ZM203 195H204V194H203ZM203 195H202V196H203ZM208 195H209V194H208ZM79 196H80V195H79ZM87 196H88V195H87ZM98 196H99V195H98ZM114 196H115V195H114ZM122 196H123V195H122ZM130 196H131V195H130ZM132 196H133L132 198H133V200H134V195H132ZM142 196H140V197H142ZM149 196H150V194H149ZM154 196H155V195H154ZM165 196H166V195H165ZM165 196H164V198H165ZM171 196H172V195H171ZM185 196H186V195H185ZM73 197H74V196H73ZM81 197H83V196H81ZM84 197H85V196H84ZM93 197H94V196H93ZM105 197H106V196H105ZM126 197H127V196H126ZM135 197H136V196H135ZM156 197H157V196H155V198H156ZM159 197H160V196H159ZM159 197H158V198H159ZM167 197H169V196H167ZM179 197H180V196H179ZM187 197H188V196H187ZM203 197H204V196H203ZM203 197H202V198H203ZM205 197H206V196H205ZM207 197H208V196H207ZM207 197H206V198H207ZM209 197H210V196H209ZM225 197H226V196H225ZM227 197H228V196H227ZM68 198H70V197H68ZM106 198H107V197H106ZM143 198H144V196H143ZM146 198H147V197H146ZM148 198H149V197H148ZM173 198H174V197H172V199H173ZM195 198H196V197H194V199H195ZM198 198H199V197H198ZM200 198H201V197H200ZM202 198H201V199H202ZM213 198H214V197H213ZM215 198H216V197H215ZM222 198H224V197L222 196ZM73 199H74V198H73ZM78 199H79V198H78ZM119 199H120V198H119ZM128 199H129V198H128ZM130 199H131V198H130ZM151 199H153V198H151ZM151 199H150V201H151ZM161 199H162V198H161ZM185 199H186V198H185ZM194 199H193V200H194ZM209 199H210V198H209ZM209 199H208V200H209ZM225 199H226V198H225ZM225 199H224V200H225ZM66 200H67V199H66ZM133 200H131V201H133ZM135 200H136V199H135ZM142 200H144V199H142ZM142 200H141V201H142ZM145 200H146V199H145ZM148 200H149V199H148ZM157 200H158V199H157ZM166 200H168V199H166ZM166 200H165V201H166ZM193 200H192V201H193ZM196 200H197V199H196ZM204 200H205V199H204ZM224 200H223V201H224ZM260 200H261V199H260ZM260 200H259V201H260ZM83 201H84V200H83ZM169 201H170V200H169ZM171 201H173V200H171ZM175 201H177V200H175ZM178 201H179V200H178ZM184 201H185V200H184ZM187 201L189 202V200H187ZM190 201H191V200H190ZM197 201H199V200H197ZM206 201H207V200H206ZM65 202H66V201H65ZM71 202H72V201H71ZM146 202H147V201H146ZM146 202L144 201L145 204H147ZM148 202H149V201H148ZM154 202H155V201H154ZM161 202H162V200H161ZM161 202H160V203H161ZM182 202H183V201H182ZM193 202H194V201H193ZM195 202H196V201H195ZM199 202H200V201H199ZM209 202L211 203V202H213V201L211 200V201H209ZM227 202H229V200H228ZM260 202H261V201H260ZM260 202H259V203H260ZM262 202L264 203L263 200H262ZM262 202H261V203H262ZM123 203H125V202H123ZM135 203H136V202H135ZM144 203H143V204H144ZM150 203H152V202H150ZM171 203H172V202H171ZM174 203H175V202H173V204H174ZM189 203H190V202H189ZM196 203H197V202H196ZM201 203H202V204H201V206H202V205H203V202H201ZM205 203H207V202H205ZM213 203H214V202H213ZM230 203H231V202H230ZM255 203H256V202H255ZM257 203H258V202H257ZM261 203H260V204H261ZM63 204H64V203H63ZM69 204H70V203H69ZM80 204H81V203H80ZM84 204H85V203H84ZM97 204H98V203H97ZM140 204H141V202H140ZM162 204H164V203H162ZM187 204H188V203H187ZM190 204H191V203H190ZM193 204H194V203H193ZM193 204H191V205L194 206ZM211 204H212V203H211ZM211 204H210V205H211ZM222 204H223V203H222ZM224 204H225V202H224ZM224 204H223V205H224ZM251 204H252V203H251ZM260 204H259V205H260ZM65 205H66V204H65ZM72 205H73V204H72ZM128 205H129V204H128ZM130 205H131V203H130ZM174 205H175V204H174ZM188 205H189V204H188ZM198 205H199V204H198ZM198 205L196 206L197 208H198ZM220 205H221V204H220ZM220 205H219V206H220ZM252 205H253V204H252ZM66 206H67V205H66ZM87 206H88V205H87ZM124 206H125V205H124ZM141 206H142V204H141ZM146 206H148V204H147ZM154 206H155V205H154ZM159 206H160V205H159ZM178 206H179V205H178ZM189 206H190V205H189ZM206 206H207V205H206ZM206 206H205V207H206ZM215 206L217 207L218 204L215 205ZM228 206L230 207V205H228ZM228 206H226V207H228ZM68 207H69V205H68ZM71 207H72V206H71ZM82 207H84V206H82ZM97 207H98V206H97ZM102 207H103V206H102ZM110 207H111V205H110ZM132 207H133V205H132ZM138 207H140V205H139ZM155 207H157V206H155ZM161 207H163V206H161ZM169 207H170V206H168V208H169ZM173 207H174V206H173ZM181 207H182V206H180V208H181ZM194 207H195V206H194ZM194 207H193V208H194ZM196 207H195V208H196ZM199 207H200V206H199ZM208 207H209V205H208ZM208 207H206L205 210H207ZM226 207H225V208H226ZM234 207H235V206H234ZM234 207H233V208H234ZM238 207H239V206H238ZM242 207H243V206H242ZM246 207H248V206H246ZM250 207H251V206H250ZM262 207H263V206H262ZM262 207H261V208H262ZM60 208H61V207H60ZM64 208H65V207H64ZM66 208H67V207H66ZM79 208H80V205H79ZM103 208H104V207H103ZM106 208H107V207H106ZM115 208H116V207H115ZM141 208H142V207H141ZM144 208H145V207H144ZM148 208H149V207H148ZM164 208H165V207H164ZM168 208H167V209H168ZM185 208H187V206H186ZM191 208H192V207H191ZM203 208H204V206H203ZM220 208H221V207H220ZM220 208H219V209H220ZM225 208H224V209H225ZM230 208H231V207H230ZM257 208H258V207H257ZM261 208H260V210H261ZM58 209H59V208H58ZM58 209H56V210H58ZM76 209H77V208H76ZM157 209H158V208H157ZM162 209H163V208H162ZM171 209H172V208H171ZM176 209H177V208H176ZM176 209H174V210H176ZM183 209H184V208H183ZM243 209H244V207H243ZM253 209H254V207H253ZM255 209H256V208H255ZM263 209H264V208H263ZM59 210H60V209H59ZM61 210H62V209H61ZM61 210H60V211H61ZM96 210H97V209H96ZM124 210H125V209H124ZM126 210H127V212H128V209H126ZM137 210H138V208H137ZM174 210H173V211H174ZM178 210H179V208H178ZM187 210H188V209H187ZM194 210H195V209H194ZM205 210H203L204 213H205ZM209 210H211V209L209 208ZM212 210H213V209H212ZM217 210H218V209H217ZM220 210H222V208H221ZM251 210H252V208H251ZM258 210H259V209H258ZM66 211H67V210H66ZM76 211H77V210H76ZM109 211H110V210H109ZM115 211H120V210H115ZM133 211H134V210H133ZM143 211H144V210H143ZM143 211H142V212H143ZM145 211H146V210H145ZM155 211H156V210H155ZM163 211H164V210H163ZM167 211L170 212V210H167ZM185 211H186V210H185ZM199 211H201V209H199ZM231 211H232V210H231ZM233 211H234V210H233ZM235 211H237V210H235ZM239 211H240V210H239ZM239 211H238V212H239ZM247 211H248V210H247ZM61 212H62V211H61ZM95 212H96V211H95ZM95 212H94V214H95ZM124 212H125V211H124ZM127 212H126V213H127ZM131 212H132V211H131ZM139 212H140V211H139ZM177 212H178V211H177ZM186 212H188V211H186ZM191 212H192V211H191ZM191 212H190V213H191ZM209 212H210V211H209ZM242 212H243V211H242ZM244 212H245V211H244ZM244 212H243V213H244ZM252 212H253V211H252ZM258 212H259V211H258ZM262 212H263V211H262ZM262 212H260V213L262 214ZM52 213H53V212H52ZM58 213H59V212H58ZM68 213H69V211H68ZM106 213H107V212H106ZM116 213H117V212H116ZM119 213H121V212H119ZM129 213H130V211H129ZM159 213H160V212H159ZM163 213H164V212H163ZM163 213H162V214H163ZM214 213H215V212H214ZM218 213H219V212H218ZM227 213H228V212H227ZM240 213H241V212H240ZM254 213H255V212H254ZM260 213H259V214H260ZM56 214H57V213H56ZM73 214H74V213H73ZM140 214H141V212H140ZM140 214H139V215H140ZM142 214H143V213H142ZM144 214H145V212H144ZM165 214H166V213H165ZM170 214L172 215V213H170ZM179 214H180V213H179ZM188 214H189V213H188ZM206 214H207V213H205V215H206ZM209 214H210V213H209ZM215 214H216V213H215ZM236 214H238V213H236ZM241 214H242V213H241ZM241 214H240V215H241ZM249 214H250V213H248V215H249ZM256 214H257V212H256ZM256 214H255V215H256ZM261 214H260V215H261ZM68 215H69V214H68ZM80 215H81V214H80ZM134 215H135V214H134ZM147 215H148V214H147ZM163 215H164V214H163ZM163 215H161V216H163ZM175 215H176V214H175ZM180 215H181V214H180ZM180 215H179V216H180ZM186 215H187V214H186ZM189 215H190V214H189ZM189 215H188V216H189ZM193 215H194V214H193ZM199 215H202V214L200 213ZM203 215H204V214H203ZM207 215H208V214H207ZM207 215H206V217H207ZM224 215H225V214H224ZM228 215H229V214H228ZM228 215H227V216H228ZM232 215H233V214H232ZM246 215H247V213H246ZM246 215L244 214V216H246ZM253 215H254V214H253ZM260 215H259V217H260ZM8 216H9V215H8ZM64 216L66 217V215H64ZM77 216H78V215H77ZM127 216H128V215H127ZM131 216H132V215H131ZM148 216H149V215H148ZM161 216H160V217H161ZM179 216H178V217H179ZM182 216H184V215H182ZM191 216H192V215H191ZM196 216H197V215H196ZM216 216H217V215H216ZM219 216H220V215H219ZM238 216H239V215H238ZM238 216H236V217H238ZM56 217H57V216H56ZM62 217H63V216H62ZM75 217H76V216H75ZM86 217H87V216H86ZM93 217H94V216H93ZM95 217H96V216H95ZM134 217H135V216H134ZM169 217H170V216H169ZM175 217H176V216H175ZM198 217H199V216H198ZM203 217H204V216H203ZM233 217H234V216H233ZM236 217H235V219H236ZM242 217H243V215H242ZM246 217H247V216H246ZM248 217H249V216H248ZM251 217H252V216H251ZM257 217H258V216H257ZM53 218H54V216H53ZM117 218H118V217H117ZM117 218H116V220H117ZM123 218H124V217H123ZM126 218H127V217H126ZM139 218H140V216H139ZM163 218H164V217H163ZM186 218H187V217H186ZM186 218H185V219H186ZM190 218H191V217H190ZM200 218H201V217H200ZM207 218H208V217H207ZM210 218H211V215H210ZM216 218H217V217H216ZM222 218H223V217H222ZM230 218H232V217L230 216ZM240 218H241V217H240ZM8 219H9V218H8ZM61 219H62V218H61ZM67 219H68V218H67ZM134 219H135V218H134ZM134 219H133V220H134ZM140 219H141V218H140ZM192 219H193V216H192ZM192 219H191V220H192ZM197 219H199V218H197ZM201 219H202V218H201ZM213 219H214V218H213ZM220 219H221V217H220ZM242 219H243V218H242ZM249 219L251 220V218H249ZM253 219H254V218H253ZM257 219H258V218H257ZM259 219H260V218H259ZM65 220H66V219H65ZM84 220H85V219H84ZM114 220H115V219H114ZM133 220H132V221H133ZM135 220H136V219H135ZM141 220H142V219H141ZM147 220H148V218H147ZM149 220H150V219H149ZM181 220H182V218L180 219V221H181ZM210 220H212V219H210ZM232 220H233V219H232ZM239 220H240V219H239ZM254 220H255V219H254ZM260 220H261V219H260ZM1 221H2V220H1ZM5 221H6V220H5ZM56 221H57V220H56ZM60 221H61V220H60ZM60 221H59V222H60ZM68 221H70V219H69ZM118 221H119V220H118ZM132 221H131V222H132ZM164 221H165V219H164ZM174 221H175V220H174ZM176 221H177V220H176ZM187 221H189V220H187ZM195 221H196V220H195ZM198 221H199V220H198ZM206 221H207V220H206ZM236 221H237V219H236ZM255 221H256V220H255ZM11 222H12V221H11ZM52 222H53V221H52ZM66 222H67V221H66ZM72 222H73V221H72ZM75 222H76V221H75ZM121 222H122V221H121ZM141 222H143V221H141ZM149 222H150V221H149ZM149 222H148V223H149ZM167 222H169V220H168ZM189 222H190V221H189ZM191 222H192V221H191ZM223 222H224V221H223ZM226 222H228V221H226ZM232 222H234V220H233ZM242 222H243V221H242ZM246 222H247V221H246ZM251 222H252V221H251ZM257 222H258V220H257ZM8 223H9V222H8ZM62 223H63V222H62ZM85 223H86V222H85ZM113 223H114V222H113ZM132 223L135 224V222H132ZM143 223H144V222H143ZM143 223H142V224H143ZM170 223H171V222H170ZM172 223H173V222H172ZM176 223H177V222H176ZM178 223H179V221H178ZM181 223H183V222H181ZM199 223H200V222H199ZM199 223H198V225H199ZM201 223L203 224L204 222H202V220H201ZM209 223H211V222H209ZM213 223H215V222H213ZM221 223H222V222H221ZM224 223H225V222H224ZM237 223H238V222H237ZM243 223H244V222H243ZM60 224H61V222H60ZM76 224H77V223H76ZM127 224H128V223H127ZM136 224H137V223H136ZM139 224H141V223H139ZM146 224H147V222H146ZM146 224H145V225H146ZM165 224H166V222H165ZM167 224H169V223H167ZM227 224H229V227L231 226L230 223H227ZM227 224H226V225H227ZM232 224H233V223H232ZM238 224L240 225L241 223H238ZM247 224H249V223L247 222ZM254 224H255V223H254ZM254 224H253V225H254ZM1 225H2V224H1ZM63 225H64V223H63ZM148 225H149V224H148ZM154 225H155V224H154ZM174 225H175V224H174ZM180 225H181V224H180ZM187 225H190V224H187ZM204 225H205V224H204ZM222 225H223V224H222ZM226 225H225V226H226ZM234 225H235V224H234ZM249 225H250V224H249ZM4 226H6V225H4ZM10 226H11V224H10ZM59 226H60V225H59ZM65 226H66V225H65ZM65 226H63V228H64ZM70 226H71V225H70ZM77 226H78V224H77ZM111 226H112V225H111ZM118 226H120V225H118ZM132 226H134V225H132ZM140 226L142 227V225H140ZM146 226H147V225H146ZM156 226H158V225H156ZM160 226H163V225L160 224ZM166 226H167V225H166ZM170 226H171V225H170ZM176 226L179 227V224L176 225ZM182 226L184 227V224H183ZM182 226H180V227H182ZM193 226H194V225H193ZM200 226H201V225H200ZM200 226H199V227L197 226V227L200 228ZM66 227H67V226H66ZM114 227H115V226H114ZM120 227H121V226H120ZM128 227H129V226H128ZM128 227H127V228H128ZM137 227H138V225H137ZM149 227H150V226H149ZM149 227H148V228H149ZM153 227H154V226H153ZM167 227H168V226H167ZM173 227H175V226H173ZM180 227H179V228H180ZM185 227L187 228L186 225H185ZM190 227L192 228V226H190ZM194 227H195V226H194ZM197 227H196V228H197ZM219 227H220V226H219ZM240 227H242V224L240 225ZM244 227H245V226H244ZM248 227L250 228V226H248ZM68 228H69V227H68ZM130 228H131V227H130ZM151 228H152V226H151ZM158 228H159V226H158ZM168 228H170V227H168ZM186 228H185V229H186ZM188 228H189V227H188ZM191 228H190V229H191ZM203 228H205V227H203ZM220 228H221V227H220ZM222 228H223V227H222ZM227 228H228V227H227ZM230 228H231V227H230ZM234 228H236V227H234ZM234 228H231V231H232V229H234ZM0 229H1V228H0ZM12 229H13V228H12ZM65 229H66V228H65ZM70 229H71V227H70ZM111 229H112V228H111ZM123 229H124V228H123ZM146 229H147V228H146ZM159 229H160V228H159ZM162 229L164 230V228H162ZM174 229H175V228H174ZM193 229H195V228H193ZM201 229H202V228H201ZM212 229H213V228H212ZM236 229H237V228H236ZM238 229H239V228H238ZM240 229H241V228H240ZM254 229H255V228H254ZM254 229H253V230H254ZM7 230H8V229H7ZM60 230H61V229H60ZM135 230H136V229H135ZM143 230H144V229H143ZM148 230L150 231V229H148ZM153 230H154V229H153ZM155 230H156V227H155ZM157 230H158V229H157ZM166 230H167V229H166ZM169 230H170V229H169ZM171 230H172V229H171ZM179 230H180V229H179ZM207 230H208V229H207ZM245 230H246V229H245ZM245 230H244V232H245ZM10 231H11V230H10ZM66 231H67V230H66ZM73 231H74V230H73ZM80 231H81V230H80ZM149 231H148V232H149ZM174 231H175V230H174ZM180 231H181V230H180ZM205 231H206V230H205ZM212 231H213V230H212ZM220 231H222V230H220ZM225 231H226V230H225ZM229 231H230V230H229ZM247 231H248V230H247ZM249 231H250V230H249ZM249 231H248V232H249ZM12 232H13V231H12ZM61 232H62V231H61ZM70 232H71V231H70ZM122 232H123V231H122ZM153 232H154V231H153ZM156 232H158V234L161 233L159 230L156 231ZM159 232H160V233H159ZM170 232H171V231H170ZM170 232H169V233H170ZM172 232H173V231H172ZM176 232H177V230H176ZM191 232H192V231L190 230V233H191ZM193 232H194V231H193ZM209 232H210V231H209ZM213 232H214V231H213ZM216 232H217V231H216ZM233 232H234V234H236L235 231H233ZM252 232H253V231H252ZM259 232H260V231H259ZM64 233H65V232H64ZM68 233H69V232H68ZM112 233H113V232H112ZM135 233H136V232H135ZM141 233H142V232H141ZM144 233H145V231H144ZM146 233H147V231H146ZM173 233H174V232H173ZM184 233H185V232L180 233V235H183ZM201 233H202V231H201ZM219 233H220V232H219ZM226 233H227V232H226ZM228 233H229V232H228ZM2 234H3V233H2ZM11 234H12V233H11ZM66 234H67V233H66ZM71 234H72V233H71ZM115 234H117V233H115ZM124 234H125V233H124ZM131 234H132V233H131ZM137 234H138V232H137ZM156 234H157V233H156ZM166 234H167V233H166ZM171 234H172V233H171ZM193 234H196V233H193ZM203 234H204V233H203ZM206 234H207V233H205L204 235H206ZM210 234H211V233H210ZM212 234H213V233H212ZM230 234H231V233H230ZM230 234H228V235L231 236ZM232 234H233V233H232ZM241 234H243L242 231H241ZM259 234H260V233H259ZM262 234H263V233H262ZM73 235H74V234H73ZM82 235H83V233H82ZM119 235H120V234H119ZM119 235H118V236H119ZM127 235H128V234H127ZM144 235H145V234H144ZM149 235H150V234H149ZM164 235H165V234H164ZM172 235H173V234H172ZM188 235H190V234L188 233ZM201 235H202V234H201ZM204 235H202V236H204ZM214 235H215V234H214ZM217 235H218V233H217ZM220 235H221V234H220ZM225 235H226V234H225ZM228 235H227V236H228ZM245 235L247 236L248 234H245ZM249 235H250V234H249ZM255 235H256V234H255ZM255 235H254V233H253V236H254V237H255ZM5 236L7 237V235H5ZM54 236H55V235H54ZM115 236H117V235H115ZM124 236H125V235H124ZM141 236H142V234H141ZM150 236H151V235H150ZM154 236H155V232H154ZM159 236H160V235H156V237H158V238H159ZM176 236L179 237L178 233L176 234ZM176 236H175V237H176ZM185 236H186V234H185ZM193 236H194V235H193ZM193 236H192L191 238H193ZM196 236H198V235H196ZM256 236H257V235H256ZM262 236H263V235H262ZM52 237H53V235H52ZM70 237H72V236H70ZM76 237H77V236H76ZM88 237H89V236H88ZM119 237H120V236H119ZM132 237H133V236H132ZM136 237H137V236H136ZM145 237H146V236H145ZM148 237H149V236H148ZM152 237H153V235H152ZM199 237H200V236H199ZM199 237H198L197 239H199ZM219 237H220V236H218V239H215V238L213 237V239L216 240V241H217V240L219 241V240H220ZM224 237H225V236H224ZM224 237H223V238H224ZM231 237H232V236H231ZM234 237H235V239H237L236 236H234ZM237 237H239V236H237ZM257 237H258V236H257ZM2 238H3V237H2ZM16 238H17V237H16ZM53 238H54V237H53ZM117 238H118V237H117ZM128 238H129V237H128ZM133 238H134V237H133ZM138 238H139V237H138ZM140 238H141V237H140ZM150 238H151V237H150ZM158 238H157V239H158ZM161 238H162V237H161ZM166 238H167V237H166ZM171 238H172V237H171V235H170L169 240H170ZM184 238H185V237H184ZM189 238H190V237H189ZM189 238H188V239H189ZM242 238H243V237H242ZM66 239H67V238H66ZM77 239H78V238H77ZM79 239H80V238H79ZM97 239H98V238H97ZM134 239H135V238H134ZM144 239H145V238H144ZM153 239H155V238H153ZM157 239H156V241H157ZM163 239H164V238H163ZM194 239H195V238H194ZM225 239H226V238H225ZM225 239H224V240H225ZM231 239H232V238H231ZM253 239H255V238H253ZM11 240H12V239H11ZM69 240H70V238H69ZM69 240H68V241H69ZM90 240H91V239H90ZM103 240H104V239H103ZM124 240H125V238H124ZM129 240H130V239H129ZM137 240H138V239H137ZM142 240H143V239H142ZM142 240H141V241H142ZM148 240H149V239H148ZM150 240H151V239H150ZM169 240H168V239L165 240V241H168V242H165V241H163V242L161 241L162 243H159V242H158V243L156 244V250H155V251L153 250V251L160 255L163 251H166V248L169 249V247H171V246H170L171 244H170L169 246H167V245L170 243V241L173 242L172 240H170V241H169ZM173 240H174V239H173ZM175 240H176V239H175ZM211 240H212V239H211ZM221 240H222V239H221ZM221 240H220V241H221ZM229 240H230V239H229ZM240 240H241V239H240ZM249 240H252V239H250V237H249ZM249 240H248V241H249ZM255 240H256V239H255ZM258 240H259V239H258ZM7 241H8V240H7ZM81 241H82V240H81ZM84 241H85V239H84ZM97 241H98V240H97ZM141 241H140V242H141ZM154 241H155V240H154ZM178 241H179V239H178ZM185 241H186V240H185ZM189 241H191V239H190ZM199 241H200V240H199ZM199 241H198V242H199ZM204 241H205V239H204ZM208 241H209V239H208ZM208 241H207V242H208ZM225 241H226V240H225ZM231 241H232V240H230V242H231ZM233 241H234V240H233ZM248 241H247V242H248ZM17 242H18V241H17ZM110 242H112V241H110ZM120 242H121V241H120ZM126 242H127V241H126ZM140 242H139V243H140ZM143 242H144V241H143ZM147 242H148V241H147ZM164 242H165V243H164ZM195 242H196V240L194 241V243H195ZM201 242H202V241H201ZM209 242H212V241H209ZM228 242H229V241H228ZM228 242L226 241L225 243H228ZM230 242H229V243H230ZM240 242H243V241L241 240ZM244 242L246 243V240H244ZM255 242H256V241H255ZM261 242H262V240H261ZM263 242H264V241H263ZM11 243H12V242H11ZM21 243H22V242H21ZM76 243H77V242H76ZM76 243H75V244H76ZM80 243H81V242H80ZM82 243H83V242H82ZM85 243H86V242H85ZM89 243H90V242H89ZM104 243H105V242H104ZM113 243H114V241H113ZM149 243H150V242H149ZM151 243H152V241H151ZM153 243H154V242H153ZM166 243H167V244H166ZM182 243H183V242H182ZM184 243H185V242H184ZM196 243H197V242H196ZM196 243H195V246H197ZM205 243H206V241H205ZM205 243H204V244H205ZM212 243H213V242H212ZM214 243H215V242H214ZM217 243H218V242H217ZM221 243H222V242H221ZM223 243H224V242H223ZM223 243H222V245H223ZM229 243H228V245H230ZM231 243H232V242H231ZM248 243H249V242H248ZM17 244H18V243H17ZM70 244H71V243H70ZM78 244H79V243H78ZM86 244L88 245V243H86ZM93 244H94V243H93ZM114 244H115V243H114ZM121 244H122V243H121ZM132 244H135V243H132ZM173 244H174V243H172V245H173ZM186 244H187V243H186ZM186 244H185V245H186ZM188 244H191L190 246H193L192 243H188ZM206 244H208V243H206ZM206 244H205V245H206ZM219 244H220V242H219L218 244H216L215 246H217V245L219 246ZM252 244H253V243H252ZM14 245H15V244H14ZM18 245H19V244H18ZM83 245H84V244H82V246H83ZM115 245H116V244H115ZM135 245H136V244H135ZM151 245H152V244H151ZM177 245H180V242L177 243ZM181 245H183V244H181ZM198 245H199V243H198ZM220 245H221V244H220ZM222 245H221V247H223ZM225 245H226V244H225ZM225 245H224V247H225V248H228V246H227V245L225 246ZM237 245H238V244H237ZM241 245H242V244H241ZM246 245H247V244H245L244 246H246ZM15 246H16V245H15ZM75 246H77V245H75ZM82 246H81V248H82ZM90 246H91V245H90ZM105 246H106V245H105ZM125 246H126V245H125ZM128 246H130V245H128ZM128 246H127V247H128ZM133 246H134V245H133ZM137 246H138V245H137ZM147 246H149V245L147 244ZM153 246H154V245H153ZM166 246H167V247H166ZM195 246H194V247H195ZM201 246H202V245H200L199 247H201ZM213 246H214V245H213ZM239 246H240V245H239ZM247 246H248V245H247ZM252 246H254V245H251V247H252ZM256 246H257V245H256ZM259 246H260V245H259ZM117 247H118V246H117ZM130 247H131V246H130ZM140 247H141V246H140ZM145 247H146V246H145ZM173 247H174V246H173ZM176 247H177V246H175V248H176ZM181 247H185V246H181ZM194 247H193V248H194ZM199 247H198V248H199ZM202 247H203V246H202ZM202 247H201L200 249H202ZM219 247H220V246H219ZM221 247H220V248H221ZM224 247L221 248V249L223 250V252H225V250H226ZM229 247H230V246H229ZM231 247H232V246H231ZM249 247H250V246H249ZM249 247H247V250H248ZM260 247H262V246H260ZM260 247H259V248H260ZM75 248H76V247H75ZM84 248H85V247H84ZM118 248H119V247H118ZM132 248H133V247H132ZM171 248H172V247H171ZM189 248H190V247H189ZM196 248H197V247H196ZM196 248H195V249H196ZM198 248H197V249H198ZM233 248H234L233 250H235V247H234V246H233ZM240 248H241V247H240ZM240 248H239V249H240ZM242 248H243V246H242ZM259 248H258V249H259ZM262 248H263V247H262ZM73 249H74V248H73ZM73 249H72V250H73ZM78 249H79V248H78ZM93 249H94V248H93ZM123 249H125V248H123ZM140 249H141V248H140ZM148 249H149V248H148ZM148 249H147V250H148ZM168 249H167V250H168ZM178 249H179V248H178ZM190 249H191V248H190ZM195 249H193L194 252H195ZM197 249H196V251H197ZM200 249H199V250H200ZM208 249H209V251H210V245H209V248H208ZM221 249H220V250H221ZM224 249H225V250H224ZM231 249H232V248H231ZM249 249H251V248H249ZM72 250H71V251H72ZM81 250H82V249H81ZM104 250H105V249H104ZM113 250H114V249H113ZM127 250H130V249L127 248ZM127 250H125V251H127ZM132 250H133V249H132ZM149 250H150V249H149ZM169 250H170V249H169ZM169 250H168V251H169ZM173 250H174V248H173ZM179 250H180V249H179ZM184 250H185V249L182 248V251H184ZM193 250H190L191 252L188 251L190 254H189V255L187 254L185 257H183L184 255H183L182 257H179L180 254H179V256L176 255V257L179 258L176 262H178V264H193L194 261H197V260H198V257L195 256V253L193 252ZM204 250H205V248H204ZM206 250H207V249H206ZM211 250H213V248H212ZM217 250H219V249L217 248L216 251H217ZM220 250H219L218 254L221 252ZM228 250L230 251L229 255L231 256V250H230V249H228ZM228 250H226V251H227V254H228ZM236 250H237V248H236ZM241 250H242V249H241ZM243 250H245V249H243ZM252 250H254V249H252ZM252 250H251V251H252ZM255 250H257V249H255ZM262 250H263V249H262ZM73 251H74V250H73ZM73 251H72V252H73ZM92 251H93V250H92ZM106 251H107V250H106ZM135 251H136V250H135ZM142 251H143V250H142ZM168 251H167V252H168ZM171 251H172V250H171ZM174 251H175V250H174ZM186 251H187V250H186ZM201 251H203V249H202ZM201 251H200V252H201ZM216 251H214V254H215ZM259 251H260V250H259ZM263 251H264V250H263ZM263 251H262V252H263ZM78 252H79V254H80V251H78ZM82 252H86V251H82ZM82 252H81V253H82ZM94 252H95V251H94ZM104 252H105V251H104ZM122 252H123V251H122ZM137 252H138V251H137ZM149 252H150V251H149ZM180 252H181V251H180ZM180 252H179V253H180ZM206 252H208V251H206ZM234 252H236V251H234ZM246 252H247V251H246ZM248 252H249V250H248ZM254 252H255V251H254ZM260 252H261V251H260ZM144 253H145V252H144ZM147 253H148V252H147ZM147 253H146V254H147ZM163 253H165V252H163ZM177 253H178V252H177ZM186 253H187V252H186ZM212 253H213V252H212ZM236 253H237V252H236ZM242 253H243V252H242ZM249 253H250V252H249ZM249 253H248V254H249ZM251 253H252V252H251ZM251 253H250V254H251ZM255 253H256V252H255ZM73 254H74V253H73ZM77 254H78V253H77ZM97 254H98V253H97ZM128 254H129V252H128ZM133 254H134V253H133ZM133 254H131V255H133ZM138 254H139V253H138ZM149 254H150V253H149ZM166 254L169 255L170 253H166ZM173 254H176V253H173ZM183 254H185V252H183ZM201 254H202V252H201ZM221 254H222V253H221ZM223 254H224L225 256H224ZM223 254L221 255L222 257H223V256H224V257H228V255H226L225 253H223ZM234 254H235V253H234ZM246 254H247V253H246ZM248 254H247V255H248ZM68 255H70V254H68ZM75 255H76V254H75ZM75 255L73 256V258H72L71 260L74 259ZM84 255H85V254H84ZM108 255H109V254H108ZM119 255H120V253H119ZM124 255H125V254H124ZM143 255H144V254H143ZM143 255H142V256H143ZM150 255H151V254H150ZM206 255L209 256V254H206ZM206 255H205V256H206ZM210 255H211V254H210ZM216 255H217V254H216ZM238 255H239V254H238ZM243 255H244V254H243ZM258 255H259V254H258ZM76 256H77V255H76ZM114 256H115V255H114ZM134 256H135V255H134ZM136 256H137V255H136ZM139 256H140V255H139ZM157 256H158V255H157ZM162 256L164 257V255H162ZM165 256H166V255H165ZM171 256H172V254H171ZM201 256H202V255H200V257H201ZM205 256H204V258H205ZM208 256H207V257H208ZM211 256H213V255H211ZM219 256H220V255H219ZM219 256H218V257H219ZM232 256H233V255H232ZM235 256H237V254L234 255L233 257H235ZM239 256H240V255H239ZM244 256H245V255H244ZM244 256H243V257H244ZM251 256H252V255H251ZM262 256L264 257V255H262ZM68 257H69V256H68ZM124 257H125V256H124ZM144 257H145V256H144ZM144 257H143V258H144ZM149 257H150V256H149ZM154 257H155V256H154ZM160 257H161V256H160ZM160 257H159V258H160ZM196 257H197V259H196ZM209 257H210V256H209ZM209 257H208V258H209ZM233 257H232V258H233ZM237 257H238V256H237ZM247 257H248V256H247ZM66 258H67V257H66ZM66 258H65V259H66ZM79 258H80V257H79ZM106 258H107V257H106ZM121 258H122V256H121ZM135 258H136V257H135ZM146 258H147V256H146ZM152 258H153V257H152ZM161 258H162V257H161ZM172 258H173V257H171V260H173ZM174 258H175V257H174ZM214 258H216V262H217V257L214 256ZM220 258H221V257H220ZM229 258H230V257H229ZM68 259H69V258H68ZM81 259H82V258H81ZM100 259H101V258H100ZM100 259H99V260H100ZM127 259H129V258H127ZM133 259H134V258H131V260H133ZM140 259H141V257H140ZM140 259L138 258L139 261H140ZM165 259H167V258H165ZM165 259H164V260H165ZM195 259H196V260H195ZM227 259H228V258H227ZM227 259H226V260H227ZM236 259H238V258H236ZM239 259H240V258H239ZM242 259H243V258H242ZM248 259H249V258H248ZM248 259L246 258V260H248ZM256 259H257V258H256ZM87 260H88V259H87ZM104 260H105V259H104ZM104 260H103V262L106 261V260H105V261H104ZM116 260L118 261V259H116ZM123 260H124V259H123ZM143 260H144V259H143ZM155 260H157V259H155ZM175 260H176V259H175ZM206 260H207V259H206ZM211 260H212V259H211ZM214 260H215V259H214ZM218 260H219V259H218ZM221 260H222V259H221ZM221 260H220V261H221ZM233 260L235 261V259H233ZM240 260H241V259H240ZM46 261H47V260H46ZM114 261H115V260H114ZM119 261H120V260H119ZM126 261H128V260H125V262H126ZM134 261H135V259H134ZM139 261H138V262H139ZM144 261H145V260H144ZM150 261H151V260H150ZM158 261H159V259H158ZM166 261H167V260H166ZM169 261H170V259H169ZM169 261H168V262H169ZM198 261H199V260H198ZM203 261H204V260L202 259V263H200V262H198V263L203 264ZM208 261H209V260H208ZM238 261H239V260H238ZM241 261H242V260H241ZM241 261H240V263H243V262H241ZM244 261H245V260H244ZM252 261H253V260H252ZM61 262H62V261H61ZM65 262H68V260L63 261V263H65ZM74 262H75V261H74ZM74 262H73V264H74ZM99 262H100V261H99ZM99 262H97V263L99 264ZM115 262H116V261H115ZM115 262H110V261H109V263H107V264H116L117 262H116V263H115ZM135 262H136V261H135ZM135 262H133V263H135ZM138 262H136V263H138ZM141 262H142V261H140V264H141ZM156 262H157V261H156ZM222 262H223V261H222ZM245 262H246V261H245ZM42 263H43V262H42ZM44 263H45V262H44ZM68 263H69V262H68ZM68 263H67V264H68ZM101 263H102V262H101ZM131 263H132V261H131ZM159 263H160V261H159ZM159 263H158V264H159ZM161 263H162V262H161ZM163 263H165V262L163 261ZM171 263H172V262H171ZM213 263H214V262H213ZM213 263H212V264H213ZM217 263H218V262H217ZM231 263H232V262H231ZM251 263H253V262H251ZM251 263H250V264H251ZM69 264H70V263H69ZM71 264H72V263H71ZM78 264H79V263H78ZM117 264H118V263H117ZM120 264H121V263H120ZM124 264H125V263H124ZM128 264H129V263H128ZM151 264H152V263H151ZM165 264H166V263H165ZM168 264H169V263H168ZM176 264H177V263H176ZM195 264H197V263H195ZM205 264H206V263H205ZM207 264H208V263H207ZM218 264H221V263H218ZM223 264H225V262H224ZM236 264H237V262H236Z\"/></svg>", "mask_w": 264, "mask_h": 264}, {"label": "built area", "instance_id": "3", "mask_svg": "<svg viewBox=\"0 0 264 264\" xmlns=\"http://www.w3.org/2000/svg\"><path fill=\"white\" fill-rule=\"evenodd\" d=\"M147 10L165 28H173L185 15L202 16L207 10L204 0H142ZM210 11V10H209ZM226 12H222V17ZM264 18V16H263ZM240 19L242 17L240 16ZM229 30V34L233 33Z\"/></svg>", "mask_w": 264, "mask_h": 264}]
</instances>
